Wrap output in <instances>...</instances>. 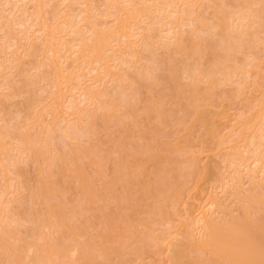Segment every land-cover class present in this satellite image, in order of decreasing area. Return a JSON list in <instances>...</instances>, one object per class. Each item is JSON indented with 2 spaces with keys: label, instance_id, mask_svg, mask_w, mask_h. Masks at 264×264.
I'll list each match as a JSON object with an SVG mask.
<instances>
[{
  "label": "rangeland",
  "instance_id": "obj_1",
  "mask_svg": "<svg viewBox=\"0 0 264 264\" xmlns=\"http://www.w3.org/2000/svg\"><path fill=\"white\" fill-rule=\"evenodd\" d=\"M117 1H118V3H117ZM124 1L127 2V0H98V1L97 0H0V144H1L0 145V163H1L0 164L1 165L0 166V169H1L0 170V213H1L0 214V220L5 222V223L7 222V219H5V218H7L5 216V213H6L7 210L14 212L15 215L17 214V217L19 215L23 216V217H19L23 221L24 220H29V218L31 216H32L31 217L32 219L30 218L31 220H33V218L37 219L36 216L39 215V213H37V212H39L40 210L41 211L44 210L45 207H47L49 205V203L52 206L55 205V203L57 201L61 202L60 206L62 205V203H64V208L66 206L68 207V208L66 207V209H65V210H67V213L65 212L67 214V216H65V217H69L70 216V219H71V220H68L69 222L71 221L70 223L67 222V220H66L67 224H65V225L66 226L68 225V227L71 229V231L73 229L72 227L75 228V229H73V231H74V230H76V228L78 226L80 228L82 226L81 229L85 230L84 231L85 233H83V230H82V234H81V229L78 228L77 231L79 230L80 234H78L76 232L77 234L74 233L75 237L73 235L72 238L75 239V241L78 242V244L82 243V245H84V244L86 245L87 244L88 246L86 245L85 247H82V245L81 246L78 245L75 241H74V244L72 243L73 245L70 244L71 241H70V239H68L69 235H70V231L66 230L67 228L66 229H62L61 228L63 230V232H61L62 230L59 231L60 230L59 229L58 231H59L60 234H56L57 231L56 232L54 231V233H53L54 237L57 240H60V241L62 240V241L61 242L57 241L55 238H53V236L52 237L50 236V238H51L50 241L52 240V238L55 239L53 241H56V244L58 242L63 244L62 243L63 240H64V242L66 241L67 245L66 244H64V245H66V250L69 251V252H67L69 254L65 253L66 257H63V258L61 257L62 258L61 260L66 258L64 261H60V257H58L59 258L58 260L56 259V261H60L61 263L69 264L68 260L72 261V259H74V257H76V256H74L72 258L71 255L72 254L75 255L77 252L73 248L75 253H72L73 250L71 252L70 249H72V248H69V246L72 245L73 247H75V244H77L78 249L80 248V250H81L80 253L82 252L83 249L84 250H83L82 253H85L86 252L85 248L89 249L90 246H91L92 248H90V250L86 249L87 251H91V252H88L89 256H87L86 259L89 260L90 256L94 257L96 255V254L95 255H91L92 252L97 253V255L94 258L92 257V259H91V260L94 259L93 262H97V264H99V262H98L99 259L102 260L103 257H104L103 261H105V260H107V261H106V263L101 261L100 264H108V262H109V264H110V262H111V264H169V263L171 264L172 262H169V261L173 260L172 259L173 253H171L172 250L174 249V247H176L178 245V242H179V245L181 246L182 240H184L185 237H186V240H184L185 242H183V243L186 246L183 244V246H185V247L182 246V249L185 250L186 254H187V252H189L188 250L192 249V248H190L191 245L188 246L189 243H190L188 241H190V240H187V239H189L190 238L189 236H192V235H194L195 237L197 235L198 236L200 235V233H201L200 229L202 231L203 227H201L202 224L198 225V223H201L200 220L202 219V217L205 218L206 216L209 217L210 220L214 219L215 223L217 221L219 223L217 225H220V222H221V223H225L229 227H230V225L227 224V223L235 222V220L237 219L238 216H239L238 217L239 219H242L241 222H244V219L248 220L246 218V216L249 217V220H251L252 223L255 221V218H258V220L256 219L257 221L260 220L257 223L258 226L261 227L263 225L262 227L264 228V223L262 224V222H264V217H263V215H264V213H263V211H264V209H263L264 208V201H263V204L260 203V201H258L259 204L255 201V203H253L255 205H253V204L250 205V203H251L250 202L249 203L250 207L249 206L248 207L247 206L244 207V204L249 202L248 201V197L253 196V195H254V197L255 196L259 197L260 195L264 194V191H263L264 190V186H263L264 185V165H262L261 163H258L255 160L256 157L252 158V156H255V155L251 156V154L254 153L253 152L254 151V148H253L254 145H252V143H251V145H252L251 146L250 144L249 145H245L247 143L241 142L242 145H240V147H241V148L239 147L240 149L236 146L238 148V149L236 148L237 149L236 150L237 151L236 154H238L239 156L238 155L237 156L234 155L233 154V149L231 148L232 145H233L232 144L233 143L232 139H233V137L235 135L234 133L237 132L239 127H241L242 121L248 120L249 117L251 119V117H253L255 115V113H257V112H255V110L259 111L260 105H258V103L261 104V102L263 101L262 99L264 98V95L261 93V92H264V91H262L263 88H264V83H263V81H264L263 80L264 79L263 78L264 77L263 76L264 75V64H263L264 63V61H263L264 60V40H262V39H264L263 38L264 37V33H263L264 30H263V32L261 31L262 28L264 29V24H263L264 23V19H261V20H263V23H262V21L260 19H257V20L255 19L256 23H260V25L262 27L260 28L259 25H256L254 27L256 30L259 29V28L261 29V30L259 29L258 32H256V33H260V31H261V34L263 33L262 34L263 37H262V35L255 34V32L252 31L254 33H252V34L249 33L250 34V35L248 34L249 37L251 35H253V36L255 35L254 37H256V35H257V38L253 39V37H252L251 41H250V39H247V41L245 40V42H243V43H245V46H247V50L248 49L249 50L247 51L246 48L244 47L243 49L241 48L239 50L240 52L242 51L241 54H240L239 51H237L235 53V55L236 54H240L239 56L237 55V57H239V58L235 59L236 56H234V59L231 62V69H227L226 70V72L229 71V70L230 71L232 70L231 72L229 71L230 73H233L232 75L230 74V78H229L230 80L225 78V77H227L226 75L225 76L224 75L221 76V74H219L220 76H218V75L217 76L221 77V78H219V79L218 78L217 79L213 78L212 79L213 83H212V82H207V80L205 78H203V76L199 77V75H198L196 77L197 78L196 79V82H197L196 84H197V87L199 86L198 87L199 89H195V88H197L195 86V84L194 85L191 84L193 87H190L189 86L190 84L189 85L187 84L189 86L188 90L190 91L191 94H193V95H189V96H192L191 98H193V97L197 98L196 95H198V97L201 96L199 93H201L203 95V93H205L204 90L207 88V90H208V91L206 90L207 94L206 95L204 94L203 97L204 96H208L207 97L208 100H205L204 99L205 97L204 98L203 97H199V99L197 98L199 100V102L197 101L196 104L199 103L198 104L199 105L198 108L201 105L200 109H202V107H204V105L202 104V101H203V103H204V101L206 102V106H205L206 110H205V107H204V110H203L205 115H206V112L208 111V109H210L209 107L214 109V110L213 109L209 110L210 113L207 112L208 116H204L205 118L207 117V119H208V120L206 119V123L207 124H205V121L202 119V117H201L202 120L198 117L199 120H197V121H199V123L198 122L196 123L195 121H193V119L197 117V114L195 113V109L193 108V104L189 105V107L192 106V109L194 110V112L191 109V107H190V110H192L191 112H193V114L195 113L194 115L191 114L190 111L187 110V108L189 109V107L183 106V104H185V102L183 103L184 99L185 98H189L188 95H185V93L188 90L186 92L183 91V92H185L183 94V96L184 95L185 96L184 97L182 96V101L180 100L181 98H179L180 97L179 95H178V100L176 99L175 96H177V93L175 91L176 94H174V91H173L175 87H177V88H175V90L177 89L178 93H181L182 92L181 90H183V89L185 90V87H184L185 85L183 84V82L185 80H183L182 77H181L182 76V74H181L182 72H173L174 76H175V73H177V74L180 73V76L178 74L177 76H175V78L173 77L172 80H174V79L175 80L172 83V81L170 80V75L172 76V74H170V73H172V70H170V69H173V68H175V69L176 68H178V69L185 68V66L182 67L181 65H183L184 62L186 63V61H187V65L184 63L186 65V67L188 66V62L190 63L189 67H194L197 64L199 66V64H201V63L205 64L204 61L206 60V58H207V60H209V56H206V55H209L210 53L211 54L212 53L213 54H215V53L217 54V52L214 53V51H216V50H218L220 52V50L218 49V47H219L218 44L220 43V41H221L220 39L222 37L220 36L221 34L215 33V32H217L216 29H218V28L213 29V31L210 29L211 32H212L211 33L210 30H208L209 28H207V27L205 28V30H204V28L201 29L200 28L201 26L198 28V26H199L197 24L198 21L196 22V20H194V19L197 18V20H198V18L200 16H202L199 19H201V18H202V20H206L207 19V23H209V25H210V24H212L215 21V20L212 21V19H215L214 18V15H215L214 12L216 11L215 13H217L219 11V9H220L219 7H222V5H223V7L224 6H229L230 7V5H234V4L238 5V3H241V1L237 0V3H236V1L232 0V2H234V3H232L231 0H223L221 2L222 3L221 4L219 2V0H218V2H214L215 0H198L197 2L200 1V3H197L196 0L195 1L193 0L192 5H191V9L193 10V12H191L192 14L189 13V16H188V17H191V18L193 16V18H192L193 20L191 18H189V20L190 19L191 20L188 22V20H186L184 18L186 20L185 23H187V24L183 23L184 25L182 23L180 25L175 23L176 26L174 24L173 25H169L167 23H164V21H163V23L161 22L159 24V22H158V23L155 24L154 22H157V21H155V19L152 17V13L150 14V17H148L149 15L147 14V17H148L149 21H150V18L152 17L151 19L154 21L153 22L154 23L153 26L157 27L156 35L154 34L155 30H153V28H150L147 18L142 16L141 19H140V17H139L140 20L138 19L137 22H138V25L140 27H138V25L133 27L134 33L137 30H138L137 32L141 31V33L142 32L143 33H148L147 29H151L152 30V31L150 30L151 32L154 31L153 34H152L148 30L149 33L152 34V36L149 37V40L151 41V39H152V43H153V45H151L150 48H152L154 50L156 49V50L154 51V50L150 49L151 52L153 51V53H149L150 50L148 49V53L151 54V56L154 59L156 58V56H158L160 61L158 59H157V61L159 63H157L155 60H152L151 58L148 59L149 58V56H148L149 54L148 53L145 54L147 52V51H145V50H147V48L143 49V45L140 43L141 41L139 40L140 36H137L139 38V39H137V41L140 43L139 45L142 47V50H140L141 47H139L140 49L137 47L139 45H137L136 47H137V49H139V51H141L140 52L141 54L138 52V50H136L137 51L136 55H134L132 57H131L130 54L128 55L126 53H123L124 55H122V54L120 55L121 58L122 59L124 58L123 60H128V61L123 63V61L120 58V56H117L120 53H122V52H120V50H118V48H119L118 46H120V48H121V45H122L121 43L122 42H120L121 40L120 41L114 40V41H116V43L113 41L112 44H111V48H113L112 49L113 51H109V53L107 52L109 55L107 54L106 57L103 56V58L102 57L99 58L97 60V62H99V64L95 60L94 62L90 63L89 65L88 64L87 65L83 64L84 66H86L85 68L83 66L82 68L78 69V67L79 66L81 67V65L79 64V61H78L79 66H77L78 65L76 63L77 60H74V58L76 59V56L78 55L77 49H78V47H80L79 44H78L80 42L78 40H80L81 38H84V37L86 38V36L87 37L88 36L91 37L92 34H93L91 32L92 30H90L92 28V26L95 25L94 26L95 28H97V29L102 28L103 29V27H107V26L109 27V25H112L113 22H114V19L116 18V16L118 14L120 15V17H123V15L127 11L125 9L126 8L125 6L127 4ZM212 1L214 2L215 6L217 5L219 7H214L213 4H211V3H213ZM225 1H226L227 5L225 4ZM109 2H110V4H109ZM178 2L179 1L175 2L174 5L172 4L173 6L170 5L169 6V10L170 9H176L178 11V13H179L180 8L182 9V7H183V5L185 3L183 1H180L179 3ZM227 2H229L231 4H228ZM148 3L150 4L151 1L148 2ZM193 3H194V5H193ZM114 5H115V7H114ZM203 5H205V6H203ZM185 6L186 5H184V7ZM193 6H195V8ZM211 6H213L214 8L213 7L211 8ZM127 7H128V5H127ZM171 7H173V8H171ZM167 8H168V6H167ZM231 8H233V6H231ZM52 9L55 10V11H53L51 13ZM98 9H99V11H98ZM209 10H210V12H209ZM80 11H82V12H80ZM47 12H49L48 15H47ZM204 12H205L206 16L204 15ZM114 13H116V14H114ZM196 13H197V15H196ZM171 14H172L171 16H174V15L177 14V12L171 13ZM199 14H201V15L199 16ZM165 15L166 14H164L163 16H165ZM182 15L184 16V13H182ZM35 16L37 18H35ZM160 16H161V14H160ZM185 16H186V14H185ZM195 16H196V18H195ZM50 17H52V18H50ZM117 17H119V16H117ZM203 17H205V18H203ZM49 18H50V21H49ZM209 19H210L211 22H208ZM55 20L58 21L59 24H58V22L56 23ZM164 20L166 22V19H164ZM191 21H193V22L191 23ZM194 21H195V23H194ZM43 22H44V24H43ZM151 22L152 21H150V24H152ZM60 23L63 24V25H61ZM146 24H147V27H146ZM188 24H190V25H188ZM194 24H196V25H194ZM167 25H168V27L169 26H173L174 27V28L172 27L173 30H171V31L169 30L170 31L169 32L167 30V28H168ZM161 26L163 27V31H159V29L162 28ZM195 26H197V27H195ZM46 27H47V30H44V29H46ZM194 27H195V29H194ZM10 28H11V30H9ZM5 29H7V30H5ZM60 29H61V31H60ZM87 29H89V30H87ZM255 29L252 28L251 30H255ZM80 30L82 31V33H81ZM185 30H186V32H185ZM190 30H192L193 32L191 31L192 33H190ZM214 30H216V31L214 32ZM172 31H173V33H172ZM176 31H177V33H176ZM47 32H49V33H47ZM207 32L212 34V35L210 36ZM249 32H250V30H249ZM184 33L185 34L187 33L186 34L187 36H185ZM206 33L209 36H207ZM189 34L190 35L192 34L195 37L192 38V35L189 36ZM216 34L218 36H215V38H213L214 35H216ZM82 35H84V36H82ZM80 36H81V38H80ZM153 36H154V38H153ZM183 36L187 37V39L192 38V40L194 39L193 41L198 42L199 44L201 43V45H199L201 47L199 52L200 51L202 52V56L201 57H200L201 53H199L198 51H197V53L195 52V54H196L195 56L193 55V53H191V51L189 49V46L187 45V43H189V42H187L186 41L187 39L185 40V38ZM204 36L206 38L209 37L208 38L209 40L208 41H207V39L205 40ZM258 36H261V37H258ZM173 37L176 38V39H174ZM216 37L217 38L219 37V40L216 39ZM121 39H122V37H121ZM132 39L133 38L131 37V40ZM135 39H133V40H135ZM203 39L206 41V43L204 42L205 45L203 44ZM256 39L258 41L257 43H256ZM123 40H124V37H123L122 41ZM184 41L187 42L186 46H185ZM210 41H213L214 43L212 44ZM118 42L120 44L118 46H116L115 44H117ZM177 42H178V44L180 46L179 49H178L179 46H177L178 45ZM209 42L211 43L210 44L211 46L209 45ZM247 42L250 43V45L252 44L253 47H256V45L260 46V49H259V47H257L258 49L257 48H253L249 44L246 45ZM253 42L255 44H253ZM261 42H262V44L258 45V43H261ZM180 43H181V45H180ZM202 44L205 46V48H204V46ZM214 44L218 45L217 48H215L216 50L214 49V47H216ZM32 45L36 46L37 48L33 47ZM213 45H214V47H213ZM31 46L35 49V51H32L33 48ZM243 46L244 45H242V47ZM38 47L40 49H38ZM158 48H159V50H157ZM185 48H187L188 50H185ZM36 49H38L37 53H36ZM255 49H257V50H255ZM133 50H134V48H133ZM57 51H59V52H57ZM142 51H144L145 53L144 52L142 53ZM203 51H204V54H203ZM31 52H34V54L31 53ZM155 52H156V56L154 57ZM175 52H177V54ZM54 53H56V54H54ZM116 53H117V55H116ZM190 53L192 55H190ZM11 54H12V56H11ZM142 54L147 55V56L144 55L147 58V60H145L146 58H143ZM197 54H199L200 58H198ZM137 55H138V57H137ZM141 55H142V57H141ZM212 55H210V56H212ZM192 56H193V58H195V60L192 58ZM139 57L142 60H139L140 59ZM249 57L252 60V62L249 59ZM10 58H11V60H10ZM50 58H51V63H50ZM137 58H139V59L137 60ZM54 59H56V60H54ZM72 59L75 62H73ZM100 59H102V60H100ZM171 59H172V61H171ZM52 60L54 62L55 61L56 62L54 63ZM196 60L199 61V63L195 64ZM14 61H15V63H14ZM129 61H130V64H129ZM153 61H155V62H153ZM200 61H201V63H200ZM236 61H239V64ZM107 62H109V64L111 65V68H110V65ZM191 62H193V63H191ZM206 62L208 63V61H206ZM246 62L248 64L250 63V65H248ZM43 63H45V64L43 65ZM49 63L51 65H47ZM72 63L73 64L74 63L77 64V65H75L77 67H75ZM103 63H105V64L103 65ZM112 63H113V66H112ZM117 63H120V64H117ZM156 63H157V65L160 66V68H159V66L156 65ZM174 63H175V66H177V67L173 66ZM178 63H180V64L177 65ZM100 65H101V67H99ZM102 65L105 66V67L107 66L110 69L108 68V70H107ZM129 65H131V66L129 67ZM94 66H96V68ZM114 66L117 67L116 68L117 70L115 69ZM120 66H122V67H120ZM149 66L152 67V69ZM168 66L169 67L171 66V68H168ZM48 67H50V68H48ZM89 67H90V69H89ZM134 67H135L136 70H134ZM138 67H142L143 72H142L141 68H138ZM145 67H146V69H145ZM91 68H95V69L91 70ZM158 68L160 69L161 72L159 71ZM259 68H260V70H258ZM62 69L64 71H61ZM99 69H100V73L98 72ZM166 69H169V73L168 74H166V71H165ZM43 70H44L45 74L42 72ZM76 70H79V71L82 70L83 71V72L81 71L82 73H80V75H81V76H79L80 78L79 77H77V78L76 77L75 78L72 77V79L70 80L69 78H71V77H70L69 74H71L72 72H74ZM95 70H96V72L98 74L95 72ZM106 70L108 72L104 73V71H106ZM109 70H111V71H109ZM113 70L114 71L116 70V72H114V74H112ZM163 70L165 71L164 73H163ZM79 71L77 73H79ZM126 71H128V72H126ZM130 71H131V73L133 72L132 74L135 73L134 75H136V73L137 74L139 73V72H136V71H140V74H139L140 77H141L142 73H143V75L145 73V75L144 76L142 75L143 77L141 78V81L139 82L138 80H140V77L138 75H136V76L139 77V78L137 77V79H136L135 78L136 76L131 75ZM259 71H261L260 73H262V74H260ZM64 72H65V75H64ZM84 72H86V73H84ZM146 72H147V74H146ZM257 72H258V74H257ZM124 73L125 74L128 73L127 77L134 76L131 79L134 80L135 82L131 81L130 77L128 79H126V75ZM102 74H104V76ZM148 74L151 75V77ZM163 74H165V75H163ZM227 74H228V72H227ZM245 74H247L246 75L247 77L243 78V76H245ZM44 75H46V76H44ZM62 75H63L64 79H65V76L68 75V79L70 80V81H68L69 83H63V85H62V83L60 82L61 80L59 78V77L62 78ZM97 75H99V76H97ZM109 75L111 76V78H110ZM157 75H158V77L159 76L160 77L159 78L156 77ZM8 76L9 77L12 76V77L9 78ZM116 76H117V78H116ZM165 76L168 77L170 83H167L166 79L161 80L163 77L166 78ZM178 76H179V78H178ZM184 76L185 75H183V78L187 79L186 83H188L189 79L184 77ZM238 76H239L240 79L238 78V80H237ZM22 77H23V79H22ZM45 77H48V78H46V80H45ZM84 77H86V78H84ZM95 77L96 78L98 77L97 79L100 78L101 81H100V79L97 80ZM101 77L102 78L104 77L105 79L104 78L102 79ZM114 77H115V79H114ZM233 77H234V79L232 80ZM255 77L257 78V80H256ZM259 77L260 78L262 77L261 80H259L260 79ZM34 78H35V80L33 81ZM42 78H43V80H42ZM52 78H53V80H52ZM89 78H92V79L90 80ZM122 78L125 79V80H123ZM178 79H180L181 81L183 80V82L179 83L180 80L177 81ZM62 80H63V78H62ZM113 80H114V82H113ZM128 80L131 81V83L128 82ZM253 80L254 81L256 80L255 82H257V81L258 82L255 84V82ZM47 81H48V83H47ZM215 81H217V82H215ZM15 82H16V84H15ZM102 82H104V85L102 84ZM218 82H220V84ZM94 83H95V86H94ZM132 83H134V84H132ZM171 83H172V87H171ZM217 83H218L219 86H217ZM113 84L115 85L114 87L111 86ZM166 84L167 85L170 84V85H168V87L169 88L171 87L170 89L172 91L168 90L169 88L167 89V85ZM173 84H174V88H173ZM175 84L177 86H175ZM212 84H214V85H212ZM253 84L256 85V86L255 85L254 86L257 89L259 88L258 91H257V89H255V87H253ZM97 85H99V86H97ZM127 85H132L133 88L130 87V86L128 87ZM109 86H111L112 88L109 87ZM181 86H183L184 88H182ZM100 87H102L101 88L102 90L100 89ZM179 87H181V89H178ZM118 88H119V90H118ZM202 88L203 89L205 88V89L203 90ZM87 89L88 90H90V89H96L97 90L98 89L99 91H101L100 92L101 95L100 96L98 95V97H99L98 99L100 101L103 100L105 102V105L102 106L104 109L102 107H100V109H98V105H96V104H99V103H89L90 105L87 104V106L91 107V108L89 107L90 109H92V107L96 108V109L92 110V112L98 109L97 113L98 112L99 113L95 114L96 117H94L95 121L97 120L96 121V124H97L96 126H98V127L94 128V126H92V125H95V124H87V127H86L87 129L84 128V130L86 129V130L91 131L90 129H92L94 131H91L88 134L87 133L88 131L85 130V132L83 131L82 134H80V132H79L78 134H76V136L71 137L72 135H67V133L65 134V132H67L68 129L70 128V126H71L70 123L71 122H72V125H74L75 121L77 120L76 121L77 125H80L83 122H84L83 124L85 125L86 124L85 122L87 120H89V119L85 118V116H86L85 113L88 114V111H86V112L84 111L83 113L80 112L82 114V116H80V115L76 116V114H77L76 110H78V109L81 110L82 107L84 108L83 103H85V102H82L81 96H82L84 90L88 91ZM193 89L195 91H197V92L195 93V91ZM179 90L181 92H179ZM21 91H22V93H21ZM120 91H121V93H120ZM124 91H125L126 94L124 93ZM169 91H170V93H169ZM210 91H211V93H210ZM215 91H216V93L214 94ZM105 92H107V93L110 92L111 96L108 95L109 93L105 94ZM116 92L117 93L119 92L121 95H122V92H123L122 96L123 97L125 96V98H122V96H120L119 94H118L119 96L117 97V95H115V94H117ZM130 92H132V94H133V95L130 94V96L132 95L131 97L128 96ZM171 92H173V94H174L173 97H175V98L172 97L173 94ZM192 92H194V93H192ZM102 93H104V95ZM169 94L171 95V97L173 99L169 96ZM59 95H60V97H59ZM101 96H103V97H101ZM82 98H83V96H82ZM128 98H130V99L132 98V99L130 100ZM133 99H134V101H133ZM197 99L194 98L193 100L195 101ZM52 100H53V102H52ZM114 100H115V102L117 104L113 103ZM174 100L176 101V103L177 102H179V103L175 104ZM186 100H188V99H185V101ZM189 100H190V98H189ZM193 100L191 99L189 102L193 103L194 102ZM108 101L109 102L111 101L113 103V105L111 104V102L109 104ZM125 101L127 103L130 102L129 103L130 109H131V107L134 108V106L136 104L135 109L132 111V112L135 111V113L134 114L132 113V116L130 115V111L128 109H126L129 106L126 105ZM147 101H148V103L151 102V103H149L150 104V108L148 107L149 104L147 105ZM191 101H193V102H191ZM106 102L108 103V105L106 104ZM181 102H182V104L179 105ZM122 103H124L123 105H126V108L125 107H120V105L122 106ZM188 103H186V104H188ZM78 104H80V105H78ZM131 104H133V105H131ZM157 104L160 105L159 106L160 109L156 108V107H158ZM75 105H78V106H75ZM115 105H118V107L115 106ZM54 106H56V107L53 108ZM71 106H73L74 108L71 107ZM180 106H183V108L185 107V110H187L188 113L190 115H192L193 118L188 113H186L187 111L184 112V109H183V112L186 113V115H184L185 116L184 117L183 116L184 113L182 114V110H180V109H182V107L179 108ZM207 106H209V107H207ZM49 107H51V109ZM105 109H106V112H105V114H103ZM113 109L114 110L117 109V110L114 111ZM58 110H59V113H57ZM99 110H101V112ZM102 110H103V112H102ZM156 110L157 111L159 110V113H161V112H163V113H161V115H159L158 113H156L157 112ZM107 111H108V113L110 115L112 114V112L116 113V114H115V116H114V114H112L111 116L108 114L109 117H113L114 116L113 117L114 119L112 118V120H109V122L106 120L109 117L105 116L106 117V119H105L106 123L104 122L105 123L104 126L101 127L100 124H102V123H100V122L105 118L104 115L107 114ZM211 112H213V114H211ZM78 113H79V111H78ZM83 114H85V116H83ZM99 114H103V116L101 115L102 117H100ZM128 114H129V116H128ZM158 115L160 116V118H159L160 120H158ZM187 115L189 117H187ZM86 117H88V116H86ZM186 117H187V119H186ZM246 117H248V118H246ZM83 118L86 119V121H81ZM99 118H101V119H99ZM191 118H192V120H191ZM198 118H196V119H198ZM209 118H211V119L209 120ZM92 119H93V116H92ZM180 119L181 120L185 119L186 121L185 120L181 121ZM78 120H80L81 123ZM99 120H101V121L98 122ZM95 121H94V123H95ZM188 121H190V123L195 122V124L193 123V127L190 128V129H187V127H186L187 125H185V124H189ZM201 121H204V123L201 122ZM90 122H93V121H90ZM98 123H99L100 127H99ZM203 124H205L204 127H203ZM38 125L40 127H38ZM82 125H80V126H82ZM184 125L186 127V130H184V128H185V127H183ZM8 126H9V128H8ZM66 126H68V127H66ZM205 126H206V128H205ZM212 126H213V128L210 129V127H212ZM36 127H38V128H36ZM189 127H191V124L189 125ZM12 128H14V131H16L15 133H17L18 135L15 136V134H12V133H14L13 131H11V130H13ZM16 128H18V129L16 130ZM88 128H90V129H88ZM202 128H204V129H202ZM33 129H35V130H33ZM36 129H38V131ZM51 129H52V131H51ZM201 129L203 131H201ZM27 131H29V132H27ZM208 131L209 132L211 131V132L209 133ZM160 132H162V133H160ZM202 132H203V134H202ZM21 133H25L26 135L29 134V138H30V136H31V138L34 137L35 140L37 139V141H38V142L36 141L37 143L41 142L40 144L44 145V143L47 142L49 144V147H50V150H48L49 152L46 151L43 154L45 156H42V154H41L42 157L41 156L38 157L39 159L37 158V160L34 159L35 163H37L36 165H38V166L34 165L35 163L32 164L31 163L32 161H30V160L28 162H30L31 164L27 163V159L28 158L26 157V153L23 152L24 154H22V151L16 150V144H14V143L19 144L18 142L20 140L18 141V139H21L22 135H24V134L20 135ZM46 134L49 135L48 136L49 138L47 137ZM204 134H207V135H204ZM73 135H75V134H73ZM161 135H163V136H161ZM230 135H232V136H230ZM162 137H163V139L166 138L165 142L163 140L161 141ZM1 139H2L3 143L1 141ZM92 139H93V141H92ZM167 139H169V140H167ZM180 139H181V141H180ZM229 139H231V140L228 141ZM5 140H7V141H5ZM8 141H10V142H8ZM160 141L164 142L167 145L169 143H171V144L168 145V146H166L164 144V146H163V144L160 143ZM77 142H78V144H77ZM230 142H231L232 145L230 144ZM263 144H264V139L262 141V145ZM62 145H65L64 148H62L63 147ZM145 145L147 146V148L152 149L153 152H149L151 150H148L145 147ZM58 146H60V147L62 146V147L59 148ZM76 146H78V148H80V149L77 150ZM82 146L85 149H87V154L88 155L90 154L89 156L91 158L88 157V160H91L92 158H95L93 160H96V161L93 162V160H92V163H94V164H91L89 161L87 162L86 161L87 158L82 157L83 151H81V149L85 150V149H83ZM94 146L97 147V148H95ZM104 146H105V148H104ZM123 146H124V148H123ZM141 146H144L143 150L140 149ZM1 147L3 148V150H1ZM73 147L75 149V150H73V151H75L74 152L75 155H76V153L77 154L80 153L79 151L82 152V154L80 153L81 155H79V156L77 155L78 157L81 156L82 159H80L81 157L79 159L78 158L76 159L77 156H75V155H74V157L72 156L73 159L74 158L76 159V161L73 164L75 165V163H78V165H81V167L84 166V174H85V177H87L86 178V183H87L86 185H88V187L90 186V184L92 185L91 187H89V188L87 187V188L88 189L93 188L91 190V191H93L92 194L95 197V198H93V200H89V198L87 196H85V195H87L86 193L84 195L82 188H86V186L82 187L81 185H79L80 184L79 182L77 183V180L79 181V179H77L78 177L77 178H75V177L78 176V175H76V174L74 175V172H70V174H69V171H68V174H67V171H64L63 173H64V175L66 173V175L62 176V171L58 168L60 166V165H58L59 164L58 162H60L61 165L62 164L63 165H67L66 167L69 170V168H70L69 166L72 164V162L71 163L69 162V159H71L69 157L66 160V154L72 152L71 148H73ZM180 147L183 149L182 152H179ZM243 147H244V150L246 152L245 151H241V150H243ZM249 147L251 148V150H248ZM7 148H9V149L7 150ZM69 149H71V151H69ZM89 149H90V151L92 150L93 152H90ZM123 149H124V151H123ZM175 149L176 150L178 149L177 152L180 153V154L175 153V154H177V157H178V158L176 157L178 159V161H179L178 163L172 161L173 157H172V160H171L172 162L169 161L170 160L169 158L167 160L166 156L164 157V159H161L162 158L161 156L162 155L164 156L165 154L169 157V155H171V153L173 151H175ZM159 150H160V152H159ZM67 151H68V153H67ZM60 152L61 153L62 152L66 153V154L64 153L65 156L62 157V159L64 158L65 161H63L62 159H61L62 162L60 160H57V159H59L58 156H59ZM155 152H159L160 155L163 152L161 156L158 154V163L156 161L157 158L152 157L153 159L155 158L154 160L152 158H149V157H151V155L153 156L154 155L153 153H155ZM46 153H47L48 157L46 156ZM55 153H57V154H55ZM92 153H93V155H92ZM134 154L136 155V157H135ZM175 154L172 153L173 156H175ZM49 155H51V156H49ZM60 155L62 156V154H60ZM71 155H73V153L72 154L70 153V157H71ZM132 155H134V157ZM240 155H241V158H239ZM54 156H56V157H54ZM97 156H99V157H97ZM155 156H156V154H155ZM52 157L54 159L56 158V160L52 161V160H54V159H52ZM11 158L13 160H11ZM44 158H46V159L50 158L49 159L50 162L48 160H47L48 162L47 161L45 162L46 159H44ZM83 158H85V160H83ZM145 158L146 159L148 158L147 162L143 163L142 161L146 160ZM170 158H171V156H170ZM234 158H236V160ZM43 159H44V161H43ZM117 159L118 160L121 159V163L119 162L120 165L118 164L120 167L116 166L117 164H115ZM149 159H151L152 161L150 160V162H148ZM243 159H244V161L247 159L245 161L246 163L244 161H242ZM77 160H80V162L77 161ZM82 160L85 163V165H83L84 163L82 162ZM160 160H161V162H160ZM162 160L163 161L165 160V162H162ZM19 161H21V162H19ZM67 161L70 164L67 163ZM70 161H73V160H70ZM193 161H194L195 164L192 163ZM141 162L143 163L141 165L143 167L140 166ZM153 162H154V164H153ZM159 162L161 163V165H160ZM47 163H51V164H47ZM52 163H54V165H52ZM155 163H157L158 165H156ZM191 163L193 164V166L190 165ZM14 164H15V166L17 164L16 168H15ZM97 164H99V165L97 166ZM6 165H8V166H6ZM50 165H52V167ZM55 165H56V167H55ZM76 165H75V167H76ZM181 165H182V167H180ZM41 166L42 167L46 166L45 168H47V166H48V173L44 172V170L46 171V169L43 168L44 169L43 172L47 173V175L51 176V174H49V172H50L49 170L52 171L51 173L57 175V176L56 175L54 176L52 174L51 177L47 178V179H51L52 181L54 180L55 183L54 182H50V185L54 183L53 186H54L55 190H57V191H55V193H53L54 191L52 189L50 191L51 194H48V192L47 193L41 192L44 195L45 194L47 195V197H46V195L44 196L43 194H41V197L43 195L42 201H41V203L43 202L42 204L41 203H37V201L40 202L39 201V197H40L39 194L40 193L39 194L38 193H34L35 191L32 190V189L36 190L40 186L39 184H38L37 188L35 186V185H37L36 182L38 181L37 178L39 177L38 175H36L37 176L36 177L35 174L36 173L38 174L39 171H41V169H42ZM166 166H167V168H166ZM1 167H3V168H1ZM34 167L35 168L37 167V169H36L37 171H38V167H40L39 168L40 170L38 172H35L36 170H34L35 169ZM66 167H64L62 169L63 170L64 169L67 170ZM75 167L71 166V169H73V171H75ZM127 167H130V171L129 172H131V170H132L131 176L129 174L127 175L126 173H124L122 177L120 175L121 178H117L118 174L123 173V171L125 172L128 169ZM17 168H19L21 170V173H20V170L17 169ZM192 168L193 169L195 168V170L192 171ZM55 169H56L57 173H55ZM120 169L122 170V172L120 171ZM175 170H177V171H175ZM1 171H3V172H1ZM116 171H119V173L117 172L118 174L114 176L113 173L116 172ZM151 171H153V172H151ZM166 171H167V173L170 172L169 173L170 174L169 177L167 176L168 174L166 173ZM179 171H180V173L182 172L181 175L179 173H178L179 175H177V172H179ZM17 172L19 173V176L22 175V176H20L21 178L18 176ZM58 172L60 174V177H59ZM187 172H189V174L190 173L192 174V175L191 174L189 175V178H188V174H186ZM234 172H235V174H234ZM75 173H76V171H75ZM174 173H176V174H174ZM6 174H8V175L6 176ZM185 174L187 176H185ZM24 175L26 177H24ZM124 175H125L126 179L124 178ZM140 175H142V176H140ZM34 176L36 177V180H37L36 182L33 181V180H35ZM113 176L115 178H117V181L115 179L116 182L113 183V184L111 183V185H112L111 186L109 182H114V181H112L113 178H114ZM164 176H166V177L164 178ZM174 176H176V178L179 177L177 182H175L176 179L174 180V178H175ZM191 176H193V178ZM22 177L27 179V180H29V179L30 180L29 181L25 180L27 182L25 184L24 183H19L22 180ZM158 177H159V179L157 180ZM250 177H251V179H249ZM58 178H59V180H58ZM129 178H131V179H129ZM146 178H147V180H146ZM171 178H173V180ZM118 179H120L119 180L120 182L118 181ZM163 179H168V180H165V182H164ZM130 180H132V181H130ZM153 180L157 181V182L155 181L154 183H155V185H158L159 188L162 189V191L158 190L157 189L158 187L156 186L157 187L156 188L155 185L152 184ZM125 181L126 182H128V181L130 182L131 186H129V184H128L129 182L127 183L129 187H132L131 188L132 190L131 189L129 190L130 192L127 190L129 187L125 188L126 187V186H124L125 184L123 185V183H125ZM144 181H145V183H144L145 186L144 187L147 188V186H148V188H150V189H148V188L146 189L145 188L146 191H144L143 185H142ZM167 181H168V186H166L167 185ZM169 181H171V182L173 181L172 183H174V184L171 185L172 183H170ZM13 182L14 183L16 182L15 183L16 185L15 184L13 185ZM131 182H133V184H131ZM147 182H149V183H147ZM178 182H180V183H178ZM256 182H258V183L260 182V184H257ZM38 183H39V181H38ZM158 183L159 184L162 183L164 185V187H163V185L160 186ZM146 184H148V185L146 186ZM176 184H177V186L182 184L183 188L181 186H178V188L179 189L182 188V190H179V192H177L178 191V189H177V191H176L177 195L175 194L176 196H174L173 194L175 193V191H174L175 189L174 188H175ZM21 185H25V186H22V188H21L20 187ZM30 185H31V187H30ZM170 185L174 186V187L171 188ZM15 186H17L16 189H15ZM27 186H28V188H27ZM34 186H35V188H34ZM53 186L51 185L52 188H53ZM78 186H80V188ZM107 186L110 187V188H108ZM152 186L155 187V189ZM57 188H59V189H57ZM65 188L67 189V191H66ZM151 188L154 189L155 191L152 190ZM167 188H169V189H167ZM170 188H171V190H170ZM27 189H28L27 192H30V189H31L32 192L26 193ZM62 189H65V190H62ZM172 189H173L174 192L172 191ZM232 189H234V190H232ZM261 189H262V191L259 192ZM17 190H18V192H17ZM126 190H127V193L129 192L128 193L129 195H126ZM168 190H170V191H168ZM136 191L138 192V194L136 193ZM158 191L162 192V195H165L164 193H166V192H171L172 191L171 195H172L173 198L170 197L171 195H169V193H166V194H168V196H167L168 199L173 200V201H170V202L168 201L167 202V200H168V199L166 200L167 197L165 199H162L163 197L161 198V194H159L160 197L157 196L158 194L157 195H152L154 192L158 193ZM238 191L239 192L241 191V192L239 193ZM149 192H153V193L149 194ZM31 193H33L34 196ZM143 193H144V195H143ZM255 193L256 194L259 193V194L256 195ZM131 194H133V195L131 196ZM36 195H38L39 197L37 196L38 198H36ZM48 195H49V197H48ZM147 195L148 196L150 195V196L148 197ZM245 195L246 196L248 195V196L246 197ZM18 196H20V198ZM124 196H125V199L122 200L123 199L122 197H124ZM137 196H138V198L141 199V202L143 201L142 203L139 202V199L137 198ZM151 196H155V197H151ZM29 197H31L32 199L36 198V200H34V201H36V203L34 202V204H33V201ZM44 197L46 198L45 201H47L48 204H46L43 201ZM131 197H132V199H129ZM134 197H135V199H134ZM84 198H86V199H84ZM157 198H158V201L162 202V200H163V202H164V200H165L166 203L162 204L163 203L162 202L161 203L162 205H161L158 201H156ZM251 198L249 200L253 202L254 200H251ZM126 199L129 200V201H127ZM136 199H137L138 202L136 201ZM160 199H162V200H160ZM78 200H79V203H77ZM134 201H135V203H134ZM153 202H155V204ZM31 203L33 205H31ZM44 203L46 204V206L44 205ZM146 204H148V206H146ZM256 204H258V205H256ZM260 204H262V206ZM158 205L163 206V209L159 208ZM18 206H20V207H18ZM56 206H57V203H56V205L54 207H56ZM41 207L44 208V209H41ZM259 207L261 209H263V211H261ZM243 208H245V209L248 208L246 211H244L245 209L243 210L244 215L242 214V210H241ZM22 209L24 210V212H23ZM27 209H28V212L30 211V213L27 212ZM253 209L260 210V211H256L255 212ZM250 210H251V213L253 212L251 214V216L249 214ZM15 211H17V212L20 211L21 213L20 212L16 213ZM12 212H10V213H12ZM25 212H27V213H25ZM31 213H33V215ZM203 213L205 215H203ZM261 213H263V214H261ZM27 214H31V215L27 216ZM240 214H241V216H240ZM200 215L202 217H199ZM254 215L255 216L259 215V216L255 217ZM3 217H4V219H3ZM25 217H29V218L25 219ZM233 217H234V219H233ZM251 217H253L254 221H252L253 219ZM259 217H260V219H259ZM261 217H263V219ZM197 218H200V220L197 219ZM217 218H218V220H217ZM65 219H67V218H65ZM22 220L20 221V223L17 224L18 225V229L16 228L17 226H14V225H12V227L10 229L15 227L14 229H17L18 231H20V233H18V231L16 230L17 233H18L17 235L20 234L21 236H24L22 238L24 240L26 239L25 242L26 241H28V242L32 241V243L34 242V244H35L36 241H33L35 239L31 238L28 234H25V232H24L25 229H26V232H28L27 231L28 228L26 226H29V225L31 226V224H33V223L29 220L28 222L25 221L26 224H24V222ZM194 220H195V222H194ZM1 221H0V223H1ZM87 221H89V224L87 223ZM110 222L112 223V225H110L111 224ZM236 222H237V220H236ZM68 223L71 224V225H69ZM252 223H249V222L246 221V224L248 226L250 225V228L249 227L246 228L247 226L245 227L246 231L248 232V230H251V228L253 227V228H255V230L252 229L253 233L256 232L257 234L254 233L256 235H253V233H251V235H253V237L254 236L258 237L259 236L258 232H260V231L262 232L264 229L258 231L259 228H257V231H256V227H254ZM259 223H260L261 226L259 225ZM19 224H21V225H19ZM73 224H75V225H73ZM78 224H80V225H78ZM140 224H141V226H140ZM144 224L146 226H144ZM226 225L223 224L224 227H227ZM243 225L244 224L242 223V228L245 229L244 228L245 225L244 226ZM10 226H8V227H10ZM112 226H114V227L112 228ZM220 226H222V225H220ZM235 226H239L241 228V224H239V225L237 224ZM19 227H20V229H19ZM142 227H145V228L147 227V228L143 229ZM233 227H234V224H233ZM111 228L115 229V230L117 229L116 231H118V234H119L120 238H121L120 234L121 233L123 234V237H122L123 239H119L120 241H122L120 244L118 243L119 240H117L118 238L116 237V233L117 232L113 233V231H115V230H112ZM232 229H234V228H232ZM147 230H151L152 233H149ZM68 231H69V235H67ZM73 231H72V233H73ZM146 231H147V233H144ZM64 232L66 233V235L64 234ZM250 232H252V231H250ZM110 233L114 234L115 236L112 235V238H111ZM262 233H260V234L262 235ZM61 234L63 235V237H60V236H62ZM102 234H104L105 236L104 235L100 236ZM154 234H155V236H161V238L160 237L158 238V243L157 244L152 243L153 241L150 240V237L154 236ZM20 235H19V237H21ZM58 235H59V237H58ZM71 235H70V237H71ZM141 235H142V238H145L146 241L143 242V240H142L141 241L142 243L140 244L139 242H140V240L142 238L140 239V237L138 238V236H141ZM247 235H248V233H247ZM134 237H135V239H134ZM253 237H252V239L250 237V240H254L255 238H253ZM263 237L264 236H261L260 238L262 239ZM60 238H62V239H60ZM96 238H98V240H100V241H98ZM113 238H114V240H113ZM178 238H180V239H178ZM148 239L150 240V242H149ZM261 239L259 241V244L261 242L262 243L264 242V241H261ZM126 240H127V242H126ZM161 240L162 241L164 240V242H162ZM258 240L255 239L254 241H256V242L254 243V241H253V243L255 245L258 244L257 243ZM39 241L40 240H38V242ZM147 241H148V243H147ZM137 242H138V244H137ZM15 243H16V241H15ZM149 243H150V245H149ZM186 243H188V245ZM122 244H124V245H122ZM136 244L138 246H136ZM172 244H174L175 246L172 245ZM57 245H59V244H57ZM140 245L142 246V248L145 251L142 250V252H141L140 249L139 250L137 249ZM158 245L160 246V248L155 249V247H158ZM106 246H110V248H112V250H116L115 252H113L114 254L112 252H110L107 255L105 253L107 250H103L105 252L102 251V253H101V250L104 249V247H106ZM170 246H171V251H170ZM256 247H257V245H256ZM107 249H108V247H107ZM134 249H135V251H134ZM146 249H148V250H146ZM257 249H259V251H260V249L264 250V249H262L260 247L259 248L257 247ZM192 250H191V252H192ZM108 251H110V249ZM136 251H139V253L136 252ZM201 252H203V251H201ZM70 253H71V255H70ZM193 253H195V251ZM197 253H198V251H197ZM205 253H204L205 256L203 255L201 257H206L207 256V252L205 251ZM98 254H99V256H98ZM100 254H102V255H100ZM104 254L107 256L108 259L106 258V256H104ZM189 254H192V253H189ZM208 254L211 256V253L209 251H208ZM209 255H208V259L210 260V263H211V260L213 262L215 260V258L213 257V259H211L213 255L211 256V258H209L210 257ZM187 256L191 257L188 254H187ZM198 256H200V255L199 254L198 255H193L192 254V257L189 258V259H190V261L193 260V262H195L194 257L198 258ZM30 257L31 256L29 255V256L26 257V259H23V260L26 262L27 259H29ZM68 258H71V260L68 259ZM95 258H97V259L95 260ZM169 258L172 259V260H170ZM206 258L205 259L203 258L204 262H205V260H206V262H208V260ZM81 259L83 260V261L82 260L81 261L84 264H86L85 263L86 261H84L85 258H81ZM184 259H186V257ZM66 260H67V262H66ZM186 260H188V258ZM186 260L184 261L185 263L188 262L187 264H191V263H189L190 261H186ZM200 260H202V258ZM29 261H30V259H29ZM220 261L221 260L218 259V260H215L214 262H215V264L216 263L217 264H223V263L224 264H230L231 263V261H229V263H228V261L226 262L225 260H224L225 262L223 261L222 263ZM37 262H36V264H37ZM78 262L76 261L75 263H78ZM87 262H89V261H87ZM90 262H92V261H90ZM90 262H89V264H91ZM93 262H92V264H96V263H93ZM30 263H31V261H30ZM32 263H34V260L32 261ZM185 263H183V264H185ZM38 264H40V263H38ZM194 264H197V263H194Z\"/></svg>",
  "mask_w": 264,
  "mask_h": 264
},
{
  "label": "bare ground",
  "instance_id": "obj_2",
  "mask_svg": "<svg viewBox=\"0 0 264 264\" xmlns=\"http://www.w3.org/2000/svg\"><path fill=\"white\" fill-rule=\"evenodd\" d=\"M98 1V0H97ZM151 1V3L149 4L148 2H150ZM177 1H183L185 4L184 5H186L185 7H184V5H183V7H182V9L180 8V11H179V13H178V11L176 10V9H170L169 10V6L171 5V6H173L174 4H175V2H177ZM195 1V0H194ZM198 0H196V2H197ZM223 0H219V2L221 3ZM233 1H236V3H237V0H233ZM239 1H241V3H238V5L237 4H234V5H230V7L229 6H224L223 7V5H222V7H219V6H215V4H214V2H218V0H215L213 3H211V4H213V6L214 7H219L220 9H219V11L217 12V13H215L214 11V18L215 19H212V21L213 20H215L212 24H210L209 25V23H207V19L206 20H202V18L201 19H199L200 17H202V16H200L201 14H199V18H198V20H197V18H196V16H195V18L196 19H194V20H196V22L198 21V28L200 27L201 29L202 28H204V30H205V28L207 27V28H209L208 30H212L213 31V29H216V28H218V29H216L217 30V32H215L216 30H214V32L215 33H219V34H221L220 36L222 37L220 40V43L218 44L219 45V47H218V49L220 50V52L218 51V50H216L215 48H217V44L215 45L216 47H214V45H213V47H214V49L216 50V51H214V53L215 52H217V54L215 53V54H209V55H206V56H209V60H207V58H206V60L204 61L205 62V64H202L201 63V61H200V63L201 64H199V66H198V64L197 63H199V61H197L196 60V63L195 64H197V65H195L194 67H189L190 66V63L188 62V66L186 67V65H187V61H186V65L183 63V65H181L182 67H184L185 66V68H181V69H178V68H173V69H170V70H172V73H170V74H172V76L170 75V80L172 81V83H173V81L175 80H172L173 79V77L175 78V76H177L178 74H179V76H180V73H175V76H174V73L173 72H182L181 74H182V79L183 80H185L184 82H183V80L181 81L180 79H178L177 81H179V83L180 82H183V84L185 85L184 87H185V90L183 89V90H179V92H181V93H178V91H177V89L175 90V88H177V87H175L174 88V84H173V88H174V94H176L177 93V96H175L176 97V99L178 100V95L180 96L179 98H181L180 100L182 101V96H183V94L188 90V88H189V86L190 87H193L191 84H195V86L197 87V82H196V77L199 75V77L200 76H203V78H205L206 80H207V82H212V79L213 78H221V77H218V76H220L219 74H221V76L222 75H226L227 77H225V78H227L228 80H230L229 78H230V74L232 75L233 73H230L229 71H227L228 72V74H227V72H226V70L227 69H231V62H232V60L234 59V56H236L235 57V59H238L239 57H237V55L239 56L240 54H241V52L239 51L241 48L243 49L244 47L246 48V50H247V46H245V43H243V42H245V40L247 41V39H250V41H251V38L253 37V39L254 38H257V35H256V37H254L253 35H251L250 37H249V35L250 34H252V33H254L255 32V34H260V35H262L264 32H263V28H262V30L260 29L262 26L260 25V23H256V20L257 19H264V0H239ZM60 2V1H59ZM84 2V1H83ZM100 2V1H99ZM127 5H128V7H127V5L125 6L126 8V13L123 15V17H120V15L118 14L117 16H119V17H117L116 16V18L114 19V22H113V24L112 25H109V27L107 26V27H103V29L102 28H100V29H97V28H95L94 26H92V28L90 29V30H92L91 32L93 33L92 34V36L91 37H87L85 34V36H86V38L84 37V38H81V36H80V40H78L80 43H78L79 44V46L80 47H78V49H77V52H78V55L76 56V59L74 58V60H77L76 61V63L78 64V61H79V64L81 65V67L79 66V64L77 65V64H73L74 66L75 65H77V66H79L78 67V69L79 68H82L84 65H89L90 63H92V62H94L95 60H96V62H97V60L99 59V58H103V56H105L106 57V55L109 53V51H113L112 49L113 48H111V44H112V42L114 41V40H117V41H120V42H122L121 44L123 45H121V48H120V46H118L120 43L118 42L117 44H115L116 46H118L117 48H118V50H120V52H122V53H120L119 51V55H117V53H116V55L117 56H120L121 54L122 55H124L123 53H126V54H130L131 55V57L132 56H134V55H136V53H137V51L136 50H138V52L140 53L141 51H139V47H141L139 44L141 43L142 45H143V49L144 48H147V50H145V51H147L146 53L144 52V51H142V53L144 52L145 54H147L148 53V49L150 50H154V49H152V48H150V46L151 45H153V43H152V39H151V41L149 40V37H151L152 36V34H153V32H151L152 30L151 29H147V32L148 33H141V31H139V32H135L134 33V29H133V27H135V26H137L138 25V19H139V17H140V19H141V17L143 16V17H146L147 18V20H148V22H149V26H150V28H153V30H155V32H154V34L156 35V29H157V27H155V26H153V24L155 23H158L159 22V24L162 22L163 23V21H164V23H167V24H169V25H175V23H177V24H187V23H185L186 22V20H188V22L193 18V16H192V18L191 17H188L189 16V13L190 14H192L191 12H193V10L191 9V5H192V2H193V0H127V2L126 1H124ZM178 2V3H179ZM231 2H232V0H231ZM53 3V2H52ZM98 3V2H97ZM106 3V2H105ZM117 3H118V1H117ZM197 3H200V1L199 2H197ZM224 3V2H223ZM228 4H231V3H229V2H227ZM232 3H234V2H232ZM61 4V3H60ZM99 4V3H98ZM109 4H110V2H109ZM120 4V3H119ZM173 4V5H172ZM219 4V3H218ZM222 4V3H221ZM225 4H226V1H225ZM224 4V5H225ZM93 5V4H92ZM104 5V4H103ZM116 5V4H115ZM115 5H114V7H115ZM123 5V4H122ZM177 5V4H176ZM182 5V4H181ZM180 5V6H181ZM193 5H194V3H193ZM198 5V4H197ZM227 5V4H226ZM236 5V6H235ZM56 6V5H55ZM54 6V7H55ZM59 6V5H58ZM95 6V5H94ZM98 6V5H97ZM108 6V5H107ZM106 6V7H107ZM117 6V5H116ZM120 6V5H119ZM167 6H168V8H167ZM203 6H205V5H203ZM213 6H211V8L213 7ZM221 6V5H220ZM231 6H233V8H231ZM53 7V6H52ZM57 7V6H56ZM103 7V6H102ZM194 8H195V6H193ZM192 7V8H193ZM210 7V6H209ZM208 7V8H209ZM213 7V8H214ZM51 8V7H50ZM119 8V7H118ZM171 8H173V7H171ZM205 8V7H204ZM55 9V8H54ZM124 9V8H123ZM197 9V8H196ZM217 9V8H216ZM109 10V9H108ZM113 10V9H112ZM117 10V9H116ZM115 10V11H116ZM119 10V9H118ZM199 10V9H198ZM38 11V10H37ZM48 11V10H47ZM53 11H55V10H53L52 9V11H51V13L53 12ZM83 11V10H82ZM82 11H80V12H82ZM98 11H99V9H98ZM97 11V12H98ZM107 11V10H106ZM121 11V10H120ZM203 11V10H202ZM39 12V11H38ZM86 12V11H85ZM110 12V11H109ZM122 12V11H121ZM120 12V13H121ZM158 12V13H157ZM166 12V13H165ZM175 12H177V14L176 15H174V16H171L172 14L171 13H175ZM209 12H210V10H209ZM99 13V12H98ZM118 13V12H117ZM152 13V17L155 19V21H157V22H154L151 18H150V21H152L151 23L152 24H150V21H149V19H148V17H150V14ZM182 13H184V16H185V14H186V16L184 17L183 15H182ZM195 13V12H194ZM36 14V13H35ZM49 14V12H47V15ZM111 14V13H110ZM114 14H116V13H114ZM123 14V13H122ZM147 14L149 15L148 17H147ZM160 14H161V16H160ZM164 14H166L165 16H163ZM188 14V15H187ZM207 14V13H206ZM52 15V14H51ZM196 15H197V13H196ZM204 15H205V12H204ZM211 15V14H210ZM50 16V15H49ZM58 16V15H57ZM82 16V15H81ZM85 16V15H84ZM183 16V17H182ZM206 16V15H205ZM48 17V16H47ZM212 17V16H211ZM35 18H37L36 16H35ZM39 18V17H38ZM50 18H52V17H50ZM50 18H49V21H50ZM84 18V17H83ZM157 18V19H156ZM168 18V19H167ZM186 20H185V19ZM189 18H191L190 20H189ZM203 18H205V17H203ZM209 18V17H208ZM213 18V17H212ZM85 19V18H84ZM139 19V20H140ZM164 19H166V22H165V20ZM256 19V20H255ZM36 20V19H35ZM57 20V19H56ZM55 20V21H56ZM145 20V19H144ZM193 20V19H192ZM67 21V20H66ZM106 21V20H105ZM108 21V20H107ZM113 21V20H112ZM142 21V20H141ZM146 21V20H145ZM245 21V22H244ZM262 21V23H263V20H261ZM58 21H56V23H57ZM69 22V21H68ZM143 22V21H142ZM147 22V21H146ZM154 22V23H153ZM193 21H191V23H192ZM208 22H211L210 21V19L208 20ZM9 23V22H8ZM95 23V22H94ZM144 23V22H143ZM194 23H195V21H194ZM43 24H44V22H43ZM58 24H59V22H58ZM61 24V23H60ZM67 24V23H66ZM148 24V23H147ZM147 24H146V27H147ZM183 24V25H184ZM264 24V23H263ZM48 25V24H47ZM55 25V24H54ZM53 25V26H54ZM61 25H63V24H61ZM75 25V24H74ZM97 25V24H96ZM188 25H190V24H188ZM194 25H196V24H194ZM256 25H259L260 26V30L263 32L262 34H261V31H260V33H256V32H258V30L259 29H255L254 27L256 26ZM10 26V25H9ZM49 26V25H48ZM57 26V25H56ZM90 26V27H91ZM102 26V25H101ZM104 26V25H103ZM176 26V25H175ZM186 26V25H185ZM11 27V26H10ZM58 27V26H57ZM98 27V26H97ZM138 27H140L139 25H138ZM143 27V26H142ZM162 27V26H161ZM167 27H168V25H167ZM172 27L173 26H169L168 28H167V30L169 31H171V30H173L172 29ZM193 27V26H192ZM195 27H197V26H195ZM195 27H194V29H195ZM213 27V28H212ZM8 28V27H7ZM60 28V27H59ZM58 28V29H59ZM149 28V27H148ZM155 28V29H154ZM174 28V27H173ZM255 29V30H251V29ZM258 28V27H257ZM51 29V28H50ZM57 29V30H58ZM62 29V28H61ZM61 29H60V31H61ZM77 29V28H76ZM75 29V30H76ZM141 29V28H140ZM139 29V30H140ZM145 29V30H146ZM185 29V28H184ZM5 30H7V29H5ZM9 30H11V28L9 29ZM44 30H47V27H46V29H44ZM43 30V31H44ZM52 30V29H51ZM74 30V29H73ZM79 30V29H78ZM77 30V31H78ZM87 30H89V29H87ZM142 30V29H141ZM152 33V34H150L149 33V31ZM187 30V29H186ZM186 30H185V32H186ZM189 30V29H188ZM207 30V31H208ZM211 30H210V32H211ZM219 30V31H218ZM249 30H250V32H249ZM54 31V30H53ZM56 31V30H55ZM59 31V32H60ZM81 31V30H80ZM159 31H163V27L161 28V29H159ZM166 31V30H165ZM169 31V32H170ZM192 30H190V33H192L191 32ZM195 31V30H194ZM197 31V30H196ZM252 31H254V32H252ZM57 32V31H56ZM79 32V31H78ZM90 32V31H89ZM200 32V31H199ZM8 33V32H7ZM12 33V32H11ZM29 33V32H28ZM47 33H49V32H47ZM81 33H82V31H81ZM161 33V32H160ZM172 33H173V31H172ZM176 33H177V31H176ZM189 33V32H188ZM195 33V32H194ZM208 33V32H207ZM206 33V34H207ZM212 33V32H211ZM214 33V34H215ZM250 33V34H249ZM9 34V33H8ZM80 34V33H79ZM150 34V35H149ZM159 34V33H158ZM185 34V33H184ZM187 34V33H186ZM185 34V36H187ZM210 36L212 35V34H210V33H208ZM207 34V36H209ZM214 35V37L213 38H215V36H218V35ZM249 34V35H248ZM84 35H82V36H84ZM183 35V34H182ZM192 35V34H191ZM190 34H189V36H191ZM50 36V35H49ZM52 36V35H51ZM55 36V35H54ZM134 36V37H133ZM137 36H140V39L137 37ZM174 36V35H173ZM185 36H183L184 38H185V40L187 39V37H185ZM203 36V35H202ZM206 36V35H205ZM204 36V37H205ZM206 36V37H207ZM121 37H122V39H123V37H124V40L122 41V39H121ZM131 37L133 38V39H135V40H131ZM181 37V36H180ZM193 37H195V36H193L192 35V38ZM205 37V40L207 39V41L209 40L208 38H206ZM249 37V38H248ZM258 37H261V36H258ZM262 37H263V35H262ZM11 38V37H10ZM153 38H154V36H153ZM172 38V37H171ZM170 38V39H171ZM174 38V37H173ZM179 38V37H178ZM192 38H189V39H187L186 41L187 42H189V43H187V42H185L184 41V43H185V46H186V43H187V45L189 46V49H190V51H191V53H193V55L195 56L196 54H195V52L197 53V51L199 52V50L201 49V47L199 46V45H201V43L199 44L198 42H195V41H193L192 40ZM264 38V37H263ZM54 39V38H53ZM69 39V38H68ZM119 39V40H118ZM137 39H139L141 42L139 43L138 41H137ZM174 39H176V38H174ZM216 39H218L219 40V37L217 38L216 37ZM215 39V40H216ZM8 40V39H7ZM173 40V39H172ZM180 40V39H179ZM204 39H203V44L205 45V43H206V41H205ZM262 40H264V39H262ZM137 41V42H136ZM171 41V40H170ZM198 41V40H197ZM249 41V42H250ZM255 41V40H254ZM115 43H116V41H114ZM173 42V41H172ZM171 42V43H172ZM201 42V41H200ZM205 42V43H204ZM212 44L214 43L213 41H210ZM209 42V45L211 44ZM219 42V41H218ZM258 41H257V39H256V43H257ZM263 42V41H262ZM262 42L261 43H258V45L259 44H262ZM8 43V42H7ZM158 43V42H157ZM251 43V42H250ZM250 43H248L247 42V44L246 45H250ZM5 44V43H4ZM9 44V43H8ZM155 44V43H154ZM170 44V43H169ZM177 44H178V42H177ZM202 44V45H203ZM253 44H255L254 42H253ZM77 45V44H76ZM137 45H139V46H137ZM180 45H181V43H180ZM203 45V46H204ZM242 45H244L243 47H242ZM33 47H36V46H34V45H32ZM31 46V47H32ZM139 48V49H137V47ZM158 46V45H157ZM174 46V45H173ZM177 46H179V44L177 45ZM211 46V45H210ZM250 46H252V44L250 45ZM32 47V48H33ZM52 47V46H51ZM76 47V48H77ZM132 47V48H131ZM156 47V46H155ZM175 47V46H174ZM253 47V46H252ZM257 47H259V49H260V46H257L256 45V47H253V48H257ZM31 48V49H32ZM37 48V47H36ZM56 48V47H55ZM111 48V49H110ZM123 48V49H122ZM133 48H134V50H133ZM180 48V46L178 47V49ZM204 48H205V46H204ZM38 49H40L39 47H38ZM38 49H36V53H37V50ZM49 49V48H48ZM116 49V48H115ZM203 49V48H202ZM251 49V48H250ZM258 49V48H257ZM257 49H255V50H257ZM117 50V49H116ZM140 50H142V47H141V49ZM151 50L149 51V53H153V51L151 52ZM156 50V49H155ZM154 50V51H155ZM157 50H159V48L157 49ZM177 50V49H176ZM185 50H188L187 48H185ZM207 50V49H206ZM209 50V49H208ZM213 50V49H212ZM245 50V49H244ZM249 50V49H248ZM247 50V51H248ZM253 50V49H252ZM32 51H35V49L33 48V50ZM211 51V50H210ZM237 51H239L240 52V54H236L235 55V53L237 52ZM15 52V51H14ZM55 52V51H54ZM57 52H59V51H57ZM56 52V53H57ZM108 52V53H107ZM117 52V51H116ZM158 52V51H157ZM188 52V51H187ZM213 52V51H212ZM219 52V53H218ZM245 52V51H244ZM243 52V53H244ZM257 52V51H256ZM255 52V53H256ZM31 53H33L34 54V52H31ZM30 53V54H31ZM39 53V52H38ZM45 53V52H44ZM56 53H54V54H56ZM76 53V52H75ZM148 53V54H149ZM176 54H177V52H175ZM174 53V54H175ZM190 53V55H192ZM199 53H201L200 54V57L202 56V52L200 51ZM32 54V55H33ZM125 54V55H126ZM141 54V53H140ZM145 54H142L143 55V58H146L145 56H147V55H145ZM173 54V55H174ZM180 54V53H179ZM203 54H204V51H203ZM109 55V54H108ZM142 55H141V57H142ZM145 55V56H144ZM154 55V54H153ZM185 55V54H184ZM189 55V56H190ZM198 55V58H200L199 57V54H197ZM210 55H212V56H210ZM11 56H12V54H11ZM38 56V55H37ZM46 56V55H45ZM149 56V58L148 59H152V60H155L157 63H159L158 61H157V59L159 60V57L158 56H156V52H155V55H154V57L156 56V58L154 59L152 56H151V54H149L148 55ZM151 56V57H150ZM170 56V55H169ZM188 56V57H189ZM204 56V55H203ZM14 57V56H13ZM35 57V56H34ZM136 57V56H135ZM134 57V58H135ZM137 57H138V55H137ZM158 57V58H157ZM212 57V58H211ZM119 58V57H118ZM120 58H121V56H120ZM140 58V57H139ZM139 58H137V60L139 59ZM175 58V57H174ZM192 58H193V56H192ZM197 58V59H198ZM203 58V57H202ZM201 58V59H202ZM33 59V58H32ZM41 59V58H40ZM122 59V58H121ZM120 59V60H121ZM124 59V58H123ZM122 59V61H123V63L124 62H126V61H128V60H123ZM131 59V58H130ZM194 60H195V58H193ZM249 59H250V57H249ZM10 60H11V58H10ZM19 60V59H18ZM30 60V59H29ZM54 60H56V59H54ZM73 60V59H72ZM73 60V62H75ZM100 60H102V59H100ZM106 60V59H105ZM119 60V61H120ZM139 60H142L141 58L139 59ZM145 60H147V58L145 59ZM179 60V59H178ZM192 60V59H191ZM193 60V61H194ZM246 60V59H245ZM251 60V59H250ZM13 61V60H12ZM44 61V60H43ZM53 61V60H52ZM150 61V60H149ZM155 61H153V62H155ZM160 61V60H159ZM171 61H172V59H171ZM181 61V60H180ZM190 61V60H189ZM206 61H208V63L206 62ZM235 61V60H234ZM264 61V60H263ZM36 62V61H35ZM54 62V61H53ZM56 62V61H55ZM54 62V63H55ZM72 62V61H71ZM81 62V63H80ZM95 62V63H96ZM101 62V61H100ZM106 62V61H105ZM137 62V61H136ZM142 62V61H141ZM140 62V63H141ZM152 62V61H151ZM236 62H238V64H239V61H236ZM250 62V61H249ZM251 62H252V60H251ZM14 63H15V61H14ZM50 63H51V58H50ZM47 64V65H51V64ZM98 64H99V62H97ZM102 63V62H101ZM108 64H109V62H107ZM106 63V64H107ZM122 63V62H121ZM147 63V62H146ZM157 63H156V65H157ZM164 63V62H163ZM191 63H193V62H191ZM234 63V62H233ZM247 63V62H246ZM45 63H43V65H44ZM84 64V65H83ZM105 63H103V65H104ZM107 64V65H108ZM116 64V63H115ZM117 64H120V63H117ZM129 64H130V61H129ZM137 64V63H136ZM144 64V63H143ZM165 64V63H164ZM180 63H178L177 65H179ZM182 64V63H181ZM237 64V65H238ZM248 64V63H247ZM264 64V63H263ZM26 65V64H25ZM53 65V64H52ZM57 65V64H56ZM102 65V66H103ZM110 65V64H109ZM128 65V64H127ZM132 65V64H131ZM131 65H129V67L131 66ZM166 65V64H165ZM248 65H250V63L248 64ZM262 65V64H261ZM77 66H75V67H77ZM93 66V65H92ZM97 66V65H96ZM96 66H94L95 68H96ZM112 66H113V63H112ZM116 66V65H115ZM114 66V67H115ZM118 66V65H117ZM151 66V65H150ZM149 66V67H150ZM153 66V65H152ZM155 66V65H154ZM157 66H159V65H157ZM174 67H177V66H175V63H174V65H173ZM172 66V67H173ZM21 67V66H20ZM51 67V66H50ZM50 67H48V68H50ZM53 67V66H52ZM74 67V68H75ZM86 66H84V68H85ZM99 67H101V65L99 66ZM103 67H105V66H103ZM107 67V66H106ZM105 67V69H107L108 70V68L109 67H107L106 68ZM120 67H122V66H120ZM156 67V66H155ZM257 67V66H256ZM16 68V67H15ZM18 68V67H17ZM95 68H91V70H94ZM98 68V67H97ZM110 68H111V65H110ZM109 68V69H110ZM117 67H115V69H116ZM138 68H141V70H142V67H138ZM137 68V69H138ZM151 69H152V67H150ZM157 68V67H156ZM159 68H160V66H159ZM158 68V69H159ZM168 68H171V66L169 67L168 66ZM180 68V67H179ZM21 69V68H20ZM53 69V68H52ZM51 69V70H52ZM60 69V68H59ZM89 69H90V67H89ZM104 69V70H105ZM114 69V68H113ZM120 69V68H119ZM118 69V70H119ZM126 69V68H125ZM145 69H146V67H145ZM149 69V68H148ZM147 69V70H148ZM176 71H175V70ZM23 70V69H22ZM21 70V71H22ZM75 70V69H74ZM104 71V73L105 72H108V71ZM117 70V69H116ZM116 70L114 71H112V74H114V72H116ZM134 70H136L135 69V67H134ZM146 70V71H147ZM180 70V71H179ZM183 70V71H182ZM258 70H260V68L258 69ZM61 71H64L63 69L61 70ZM60 71V72H61ZM79 70H76V71H74V72H72L71 74H69L70 75V77L71 78H69L70 80L72 79V77L73 78H77V77H79V76H81L80 75V73H82L83 71L82 70H80L79 71V73H77ZM82 71V72H81ZM85 71V70H84ZM88 71V70H87ZM102 71V70H101ZM109 71H111V70H109ZM121 71V70H120ZM150 71V70H149ZM153 71V70H152ZM159 71H160V69H159ZM166 71V74H168L169 73V69H166L165 70ZM164 70H163V73L165 72ZM43 73H44V70L42 71ZM59 72V73H60ZM76 72V73H75ZM95 72H96V70H95ZM99 73H100V69H99V71H98ZM118 72V71H117ZM126 72H128V71H126ZM136 72H139L138 74L136 73V75H138L139 77H140V71H136ZM142 72H143V70H142ZM161 72V71H160ZM261 71H259V73H260ZM47 73V72H46ZM75 73V74H74ZM84 73H86V72H84ZM93 73V72H92ZM97 73V72H96ZM95 73V74H96ZM110 73V72H109ZM123 73V72H122ZM130 73H131V71H130ZM133 73V72H132ZM131 73V75H134V74H132ZM153 73V72H152ZM16 74V73H15ZM45 74V73H44ZM49 74V73H48ZM98 74V73H97ZM125 74V73H124ZM146 74H147V72H146ZM150 74V73H149ZM148 74V75H149ZM159 74V73H158ZM257 74H258V72H257ZM260 74H262V73H260ZM56 75V74H55ZM59 75V74H58ZM64 75H65V72H64ZM75 75V76H74ZM103 76H104V74H102ZM101 75V76H102ZM126 75V79H128L129 77H130V80L131 81H133V82H135L134 80H132L131 78H133L134 76H136V75H134V76H129V77H127L128 76V73H126L125 74ZM143 75V73L141 74V77H140V80H138L139 82L141 81V78L145 75V73H144V75ZM163 75H165V74H163ZM183 75H185L184 77H186V78H188L189 79V81H188V83H186L187 82V79H184L183 78ZM218 75V76H217ZM241 75V74H240ZM239 75V76H240ZM243 75V74H242ZM247 74H245V76H243V78L244 77H247L246 76ZM43 76V75H42ZM44 76H46V75H44ZM52 76V75H51ZM61 76V75H60ZM84 76V75H83ZM96 76V75H95ZM97 76H99V75H97ZM110 76V75H109ZM138 76H136L135 78L137 79V77ZM147 76V75H146ZM145 76V77H146ZM150 77H151V75H149ZM179 76H178V78H179ZM217 76V77H216ZM234 76V75H233ZM239 76L237 77V80H238V78H239ZM250 76V75H249ZM264 76V75H263ZM9 77V76H8ZM12 77V76H11ZM11 77H9V78H11ZM59 77V76H58ZM113 77V76H112ZM120 77V76H119ZM123 77V76H122ZM138 77V78H139ZM156 77H158V75L156 76ZM160 77V76H159ZM158 77V78H159ZM166 77V76H165ZM242 77V76H241ZM257 77V76H256ZM255 77V78H256ZM15 78V77H14ZM46 78H48V77H45V80H46ZM54 78V77H53ZM53 78H52V80H53ZM56 78V77H55ZM60 78V82L62 83V85H63V83H69L68 81H70L69 79H68V75H66L65 76V79H64V77H63V75H62V78H63V80H62V78L61 77H59ZM80 78V77H79ZM84 78H86V77H84ZM96 78V77H95ZM98 78V77H97ZM96 78V79H97ZM102 78V77H101ZM104 78V77H103ZM102 78V79H103ZM110 78H111V76H110ZM116 78H117V76H116ZM125 78V77H124ZM260 78V77H259ZM262 78V77H261ZM261 78L259 79V80H261ZM264 78V77H263ZM22 79H23V77H22ZM88 79V78H87ZM90 80L92 79V78H89ZM95 79V80H96ZM100 79V78H99ZM99 79H97V80H99ZM105 79V78H104ZM114 79H115V77H114ZM123 79V78H122ZM164 79H166V81H167V83H170L169 82V79H168V77H166V78H162L161 80H164ZM224 79V78H223ZM234 79V77L232 78V80ZM240 79V78H239ZM242 79V78H241ZM14 80V79H13ZM31 80V79H30ZM35 80V78L33 79V81ZM42 80H43V78H42ZM50 80V79H49ZM48 80V81H49ZM57 80V79H56ZM89 80V81H90ZM118 80V79H117ZM120 80V79H119ZM123 80H125V79H123ZM226 80V79H225ZM236 80V81H237ZM256 80H257V78H256ZM255 80V81H256ZM264 80V79H263ZM48 81H47V83H48ZM100 81H101V79H100ZM122 81V80H121ZM120 81V82H121ZM131 81H129L128 80V82H130L131 83ZM137 81V80H136ZM176 81V82H177ZM202 81V80H201ZM218 81V80H217ZM217 81H215V82H217ZM240 81V80H239ZM254 81V80H253ZM254 81V82H255ZM26 82V81H25ZM32 82V81H31ZM52 82V81H51ZM55 82V81H54ZM93 82V81H92ZM98 82V81H97ZM112 82V81H111ZM113 82H114V80H113ZM119 82V81H118ZM175 82V83H176ZM200 82V81H199ZM205 82V81H204ZM214 82V83H215ZM221 82V81H220ZM220 82H218L219 84H220ZM231 82V81H230ZM253 82V83H254ZM258 82V81H257ZM257 82H255V84L257 83ZM10 83V82H9ZM73 83V82H72ZM106 83V82H105ZM125 83V82H124ZM129 83V84H130ZM172 83H171V87H172ZM213 83V82H212ZM218 83H217V86H219L218 85ZM249 83V82H248ZM263 83H264V81H263ZM14 84V83H13ZM15 84H16V82H15ZM53 84V83H52ZM55 84V83H54ZM83 84V83H82ZM91 84V83H90ZM102 84L104 85V82H102ZM109 84V83H108ZM132 84H134V83H132ZM139 84V83H138ZM177 84V83H176ZM175 84V86H177ZM189 86H188V85ZM208 84V83H207ZM236 84V83H235ZM241 84V83H240ZM255 84H253V87H255L256 85ZM262 84V83H261ZM59 85V84H58ZM84 85V84H83ZM118 85V84H117ZM160 85V84H159ZM167 85V84H166ZM168 85H170V84H168ZM168 85H167V89L169 88L168 87ZM187 85V86H186ZM212 85H214V84H212ZM255 85V86H254ZM258 85V84H257ZM15 86V85H14ZM17 86V85H16ZM52 86V85H51ZM69 86V85H68ZM79 86V85H78ZM82 86V85H81ZM94 86H95V83H94ZM97 86H99V85H97ZM112 87H114L115 85L113 84V85H111ZM111 86H109V87H111ZM128 87L130 86V87H132V85H127ZM134 86V85H133ZM142 86V85H141ZM179 86V85H178ZM210 86V85H209ZM237 86V85H236ZM247 86V85H246ZM245 86V87H246ZM260 86V85H259ZM64 87V86H63ZM83 87V86H82ZM81 87V88H82ZM85 87V86H84ZM92 87V86H91ZM104 87V86H103ZM111 87V88H112ZM125 87V86H124ZM123 87V88H124ZM140 87V86H139ZM170 87V88H171ZM182 88H184L183 86H181ZM181 87H179L178 89H181ZM199 87V86H198ZM195 88V89H199V88ZM208 87V86H207ZM15 88V87H14ZM56 88V87H55ZM65 88V87H64ZM80 88V89H81ZM102 87H100V89H101ZM133 88V87H132ZM138 88V87H137ZM168 89V90H171V89ZM209 88V87H208ZM262 88V87H261ZM260 88V89H261ZM63 89V88H62ZM67 89V88H66ZM86 89V88H85ZM89 89V88H88ZM87 89V90H88ZM135 89V88H134ZM191 89V88H190ZM203 89V88H202ZM205 89V88H204ZM203 89V90H204ZM255 89H257L256 87H255ZM259 89V88H258ZM258 89H257V91H258ZM56 90V89H55ZM102 90V89H101ZM118 90H119V88H118ZM123 90V89H122ZM126 90V89H125ZM133 90V89H132ZM194 90V89H193ZM207 90V88L204 90L205 91V93H203V95L205 94H207L206 92L208 91H206ZM69 91V90H68ZM116 91V90H115ZM129 91V90H128ZM172 91V90H171ZM175 91H176V93H175ZM183 91H185V92H183ZM192 91V90H191ZM195 91V90H194ZM262 91H264V88H263V90ZM101 91H99L98 89L96 90V89H90V90H88V91H86V90H84V92H83V94H82V96H83V98H82V96H81V100H82V102H85V103H83V106H84V108L82 107V109L81 110H76V116H82V114L81 113H83L84 111L86 112V111H88V114L87 113H85L86 114V116H88V117H86L85 116V114H83V116H85V118L86 119H89L90 121H93V122H90L89 120H87L86 121V119H82L81 121H86L85 123V125L83 124H80V125H82V126H80V125H77L76 124V121H75V123H74V125H72V122L70 123V125L72 126H70V128L68 129V131L67 132H65V134L67 133V135H72L71 137H73V136H76V134H78L79 132H80V134H82L83 133V131L85 132V130L87 129L86 127H87V124H95V125H92V126H94V128H96V127H98V126H96L97 124H96V121H95V119H94V117H96V115L95 114H98L97 113V111H98V109H100V107H102V106H104L105 105V102L102 100V101H100L98 98V95L100 96L101 95V93H100ZM197 91H195V93H196ZM261 92V91H260ZM21 93H22V91H21ZM59 93V92H58ZM107 92H105V94H106ZM109 93V94H108ZM107 94L108 95H110V92H108ZM113 93V92H112ZM117 93V92H116ZM120 93H121V91H120ZM119 92L117 93V94H115V95H117V97L120 95V96H122L123 95V92H122V95L120 94ZM124 93H125V91H124ZM169 93H170V91H169ZM172 94H173V92H171ZM192 93H194V92H192ZM210 93H211V91H210ZM216 93V91L214 92V94ZM263 95H264V92H261ZM56 94V93H55ZM64 94V93H63ZM103 95H104V93H102ZM119 94V95H118ZM126 94V93H125ZM124 94V95H125ZM130 94H132V92H130L129 93V95L128 96H130ZM135 94V93H134ZM174 94L172 95V97L174 96ZM181 94V95H180ZM201 96H199V97H203V95L201 94V93H199ZM7 95V94H6ZM24 95V94H23ZM22 95V96H23ZM51 95V94H50ZM68 95V94H67ZM114 95V94H113ZM112 95V96H113ZM133 95V94H132ZM131 95V96H132ZM185 95H188V97L190 98V100L192 99H199V97H198V95H196L197 96V98L196 97H193V98H191L192 96H189V95H193V94H191L190 93V91L188 90L186 93H185ZM184 95V96H185ZM21 96V97H22ZM64 96V95H63ZM111 96V95H110ZM130 96V97H131ZM169 96L171 97V95L169 94ZM183 96V97H184ZM195 96V95H194ZM59 97H60V95H59ZM101 97H103V96H101ZM136 97V96H135ZM171 97V98H172ZM175 97H173V98H175ZM205 97V98H204ZM203 98L205 99V100H208L207 99V97L208 96H204ZM210 97V96H209ZM37 98V97H36ZM108 98V97H107ZM122 98H125V96L123 97L122 96ZM137 98V97H136ZM172 98V99H173ZM189 98H185V99H188V100H186L185 101V99H184V101H183V103L185 102V104H183V106H186V107H189V105H192L193 104V108L195 109V113L197 114V117L196 118H200L201 119V117H202V119L205 121V124H207L206 123V119H207V117L205 118L204 116H208V114H207V112H209L210 113V111L209 110H211V109H213V108H211V107H209V106H207V107H209L210 109H208V111L206 112V115L204 114V107L206 106V102L204 101V103H203V101H202V104L204 105V107H202V109H200V107H201V105H200V107L198 108V104H196L197 103V101L199 102V100L197 99V100H193V101H191V102H193V103H190L189 101ZM105 99V98H104ZM128 99H130V98H128ZM127 99V100H128ZM132 99V98H131ZM130 99V100H131ZM214 99V98H213ZM51 100V99H50ZM118 100V99H117ZM121 100V99H120ZM126 100V99H125ZM202 100V99H201ZM200 100V101H201ZM263 101L261 102V104H259L258 103V105H260V109H259V111L258 110H255V112H257V113H255V115L253 116V117H251V119H250V117H249V119L248 120H244V121H242V123H241V127H239V129L237 130V132H235L234 134V137H233V139H232V141H233V145L231 144V142H230V144L232 145V149H233V154L234 155H238V154H236V150L240 147V145H242L241 144V142H245V143H247V144H245V145H251V143H252V145H254L253 146V148H254V153L253 154H251V156L252 155H255V156H252V158L254 157H256L255 158V160L258 162V163H261L262 165H264V144L262 145V141H263V139H264V98L262 99ZM112 101V100H111ZM110 101V102H111ZM119 101V100H118ZM133 101H134V99H133ZM175 101V100H174ZM52 102H53V100H52ZM81 102V101H80ZM81 102V103H82ZM109 102V101H108ZM110 102H109V104H110ZM129 102V101H128ZM173 102V101H172ZM190 104H189V103ZM25 103V102H24ZM51 103V102H50ZM89 103H99V104H96V105H98V109L97 110H95V111H93L92 112V110H94V109H96V108H93L92 107V109H90L91 107L90 106H87V104H89ZM114 104H117L116 102H115V100H114V102H113ZM113 103L111 102V104L113 105ZM125 103H126V105H128L129 106V103H127L126 101H125ZM149 103H151V102H149ZM148 103V101H147V105L149 104ZM179 102H177L176 103V101H175V104H178ZM186 103H188V104H186ZM195 103V104H194ZM60 104V103H59ZM72 104V103H71ZM85 104V105H84ZM106 104L108 105V103L106 102ZM124 103H122V106L120 105V107H125L126 108V105H123ZM182 104V102L179 104V105H181ZM201 104V103H200ZM20 105V104H19ZM78 105H80V104H78ZM78 105H75V106H78ZM90 105V104H89ZM119 105V104H118ZM118 105H115V106H117L118 107ZM131 105H133V104H131ZM158 105V107H156L157 109L159 108V104H157ZM156 105V106H157ZM188 105V106H187ZM21 106V105H20ZM47 106V105H46ZM92 106V105H91ZM95 106V105H94ZM111 106V105H110ZM127 106V107H128ZM135 106H136V104H135ZM135 106H134V108L133 107H131V109H130V106L128 107V108H126V109H128L129 111H130V115L132 116V113L134 114L135 113V111L134 112H132L134 109H135ZM162 106V105H161ZM183 106H180L179 108H181L182 107V109H180V110H182V114L185 112V111H190V113L191 114H193V112H194V110L192 109V106H190L191 107V109L193 110V112H191L192 110H190V107H189V109L187 108V110H185V107L183 108ZM56 106H54L53 108H55ZM71 107H73V106H71ZM90 107V108H89ZM96 107V106H95ZM106 107V106H105ZM149 108H150V104H149V106H148ZM166 107V106H165ZM46 108V107H45ZM50 109H51V107H49ZM52 108V109H53ZM70 108V107H69ZM68 108V109H69ZM74 108V107H73ZM103 108V107H102ZM107 108V107H106ZM110 108V107H109ZM155 108V107H154ZM162 108V107H161ZM47 109V108H46ZM104 109V108H103ZM160 109V108H159ZM183 109H184V112H183ZM49 110V109H48ZM57 110V109H56ZM63 110V109H62ZM83 110V111H82ZM109 110V109H108ZM114 110V109H113ZM117 109H115L114 111H116ZM119 110V109H118ZM127 110V111H128ZM205 110H206V107H205ZM214 110V109H213ZM38 111V110H37ZM40 111V110H39ZM78 111H79V113H78ZM100 112H101V110H99ZM128 111V112H129ZM157 111V110H156ZM179 111V110H178ZM188 111L186 112V113H188ZM49 112V111H48ZM53 112V111H52ZM56 112V111H55ZM62 112V111H61ZM75 112V111H74ZM81 112V113H80ZM102 112H103V110H102ZM105 112H106V109L104 110V112H103V114H105ZM57 113H59V110H58V112ZM56 113V114H57ZM111 113V112H110ZM156 113H158L159 115H161V113H163V112H161V113H159V110L156 112ZM186 113H184L183 114V116L184 115H186ZM194 113V114H195ZM46 114V113H45ZM103 114H99L100 115V117H102L103 116ZM109 113H108V111H107V114L106 115H104V117L105 116H108L109 117V115H108ZM112 114H114V116H115V114L116 113H113L112 112ZM111 114V115H112ZM189 114V113H188ZM193 114V115H194ZM211 114H213V112H211ZM210 114V115H211ZM55 115V114H54ZM98 115V116H99ZM102 115V116H101ZM110 115V116H111ZM158 115V120H160L159 118H160V116ZM190 115V114H189ZM251 115V114H250ZM60 116V115H59ZM74 116V115H73ZM91 116V117H90ZM92 116H93V119H92ZM113 116V117H114ZM128 116H129V114H128ZM191 117H192V115H190ZM34 117V116H33ZM52 117V116H51ZM103 117V118H104ZM107 117V118H108ZM113 117H109L108 119H106V117L101 121V120H99L98 122H100V123H102V124H100L101 125V127L102 126H104V124L106 123V120L109 122V120H112V118ZM185 117V116H184ZM183 117V118H184ZM187 117H189L188 115H187ZM187 117H186V119H187ZM204 117V118H203ZM213 117V116H212ZM32 118V117H31ZM78 118V117H77ZM76 118V119H77ZM180 118V117H179ZM182 118V119H183ZM193 118V117H192ZM192 118H191V120H192ZM196 118H194L193 119V121H195L196 123L198 122L199 123V121H197V120H199V118L198 119H196ZM246 118H248V117H246ZM60 119V118H59ZM79 119V118H78ZM81 119V118H80ZM97 119V118H96ZM99 119H101V118H99ZM106 119V120H105ZM114 119V118H113ZM201 119V120H202ZM211 118H209V120H210ZM181 120V119H180ZM185 120V119H184ZM184 120H181V121H184ZM190 120V121H191ZM208 120V119H207ZM13 121V120H12ZM35 121V120H34ZM37 121V120H36ZM80 123H81V121L80 120H78ZM94 121H95V123H94ZM186 121V120H185ZM190 121H188L189 122V124H185V125H187L186 127H187V129H190V128H192L193 127V123L195 124V122H193V123H190ZM204 121H201V122H203L204 123ZM262 121V122H261ZM56 122V121H55ZM90 122V123H89ZM105 122V123H104ZM200 122V123H201ZM211 122V121H210ZM182 123V122H181ZM37 124V123H36ZM56 124V123H55ZM68 124V123H67ZM168 124V123H167ZM191 124V127H189V125ZM205 124H203V127H204V125ZM239 124V123H238ZM57 125V124H56ZM98 125H99V123H98ZM100 125H99V127H100ZM185 125L183 126V127H185ZM34 126V125H33ZM84 126V127H83ZM30 127V126H29ZM38 127H40L39 125H38ZM38 127H36V128H38ZM50 127V126H49ZM66 127H68V126H66ZM83 129H82V128ZM167 127V126H166ZM186 127L184 128V130H186ZM189 127V128H188ZM8 128H9V126H8ZM33 128V127H32ZM54 128V127H53ZM84 128H86L85 130H84ZM205 128H206V126H205ZM213 128V126L212 127H210V129H212ZM238 128V127H237ZM13 130H11V131H13L14 133H12V134H15V136L16 135H18L17 133H15L16 131H14V128H12ZM18 128H16V130H17ZM42 129V128H41ZM47 129V128H46ZM71 129V130H70ZM88 129H90V128H88ZM202 129H204V128H202ZM201 129V131H203ZM209 129V128H208ZM33 130H35V129H33ZM32 130V131H33ZM37 131H38V129H36ZM91 131H94V130H92V129H90ZM165 130V129H164ZM206 130V129H205ZM234 130V129H233ZM40 131V130H39ZM51 131H52V129H51ZM86 131H88L87 133L89 134V132H91V131H89V130H86ZM96 131V130H95ZM200 131V132H201ZM207 131V130H206ZM205 131V132H206ZM235 131V130H234ZM18 132V131H17ZM21 132V131H20ZM27 132H29V131H27ZM50 132V131H49ZM186 132V131H185ZM209 132V131H208ZM211 132V131H210ZM209 132V133H210ZM32 133V132H31ZM48 133V132H47ZM51 133V132H50ZM160 133H162V132H160ZM208 133V134H209ZM22 134H24V135H22ZM73 134H75V135H73ZM87 134V135H88ZM158 134V133H157ZM202 134H203V132H202ZM232 134V133H231ZM20 135H22V138L21 139H18V143L19 144H17V143H14V144H16V150H18V151H22V154H24L23 152H25L26 153V157L28 158H26L27 159V163H29V164H33V163H35V160L34 159H36L37 160V158L38 157H40L41 156V154H42V156H45V155H43L44 154V152H46V151H48V150H50V147H49V144L46 142V143H44V145L43 144H40V143H37L38 141H37V139L35 140V138L34 137H32L31 138V136H30V138H29V134L28 135H26L25 133H21ZM47 135V134H46ZM117 135V134H116ZM204 135H207V134H204ZM233 135V134H232ZM232 135H230V136H232ZM28 136V137H27ZM49 135H47V137H48ZM99 136V135H98ZM118 136V135H117ZM161 136H163V135H161ZM229 136V137H230ZM40 137V136H39ZM46 137V136H45ZM46 137V138H47ZM45 138V139H46ZM49 138V137H48ZM83 138V137H82ZM121 138V137H120ZM187 138V137H186ZM34 139V140H33ZM59 139V138H58ZM77 139V138H76ZM85 139V138H84ZM87 139V138H86ZM114 139V138H113ZM157 139V138H156ZM166 139V138H165ZM165 139H163V137L161 138V141L163 140L164 142H165ZM33 140V141H32ZM122 140V139H121ZM133 140V139H132ZM167 140H169V139H167ZM231 139H229L228 141H230ZM1 141H2V139H1ZM5 141H7V140H5ZM16 141V140H15ZM37 141V142H36ZM85 141V140H84ZM91 141V140H90ZM92 141H93V139H92ZM160 141V143H162L163 144V146H164V142H161ZM180 141H181V139H180ZM248 141V142H247ZM8 142H10V141H8ZM12 142V141H11ZM14 142V141H13ZM17 142V141H16ZM35 142V143H34ZM2 143H3V141H2ZM63 143V142H62ZM88 143V142H87ZM13 144V143H12ZM65 144V143H64ZM75 144V143H74ZM77 144H78V142H77ZM89 144V143H88ZM171 143H169L168 145H170ZM182 144V143H181ZM1 145V144H0ZM5 145V144H4ZM108 145V144H107ZM166 146H168L167 144H165ZM177 145V144H176ZM230 145V146H231ZM244 145V144H243ZM244 145V146H245ZM251 145V146H252ZM63 146V147H62ZM61 147L62 148H64V146L65 145H62ZM75 146V145H74ZM109 146V145H108ZM180 146V145H179ZM182 146V145H181ZM238 148H237V147ZM250 146V147H251ZM59 148H61L60 146H58ZM77 148V150H79L80 148H78V146H76ZM80 147V146H79ZM83 147V146H82ZM95 147V146H94ZM145 147L147 148V146L145 145ZM248 148V150H251V148ZM263 147V148H262ZM10 148V147H9ZM9 148H7V150L9 149ZM89 148V147H88ZM95 148H97V147H95ZM104 148H105V146H104ZM123 148H124V146H123ZM143 148H144V146H141L140 147V149H142L143 150ZM184 148V147H183ZM237 148V149H236ZM241 148V147H240ZM239 148V149H240ZM246 148V147H245ZM262 148V149H261ZM66 149V148H65ZM72 149V152H70L71 154L73 153V155H71V157H70V153H68V151H67V153L68 154H66L65 152V154H66V160L68 159V157L69 158H71V159H69V162L71 163L72 162V164L69 166L70 168H69V170L67 169V165H61L60 164V162H58L59 164L58 165H60L58 168L62 171V176L64 175V171H67V174H68V171H69V174H70V172H74V175L76 174V175H78V176H76L75 178H77V179H79V181L77 180V183L79 182L80 184L79 185H81L82 187H85L86 186V188H82V190H83V193H84V195H85V193L87 194V195H85V196H87L88 198H89V200H93V198H95L94 196H93V194H92V192L93 191H91L93 188H91V189H88L89 187H91L92 185L90 184V186L88 187V185H86L87 183H86V178L87 177H85V174H84V166L83 167H81V165H78V163H75V165H76V167H75V165L73 164L75 161H76V159L78 158H80V157H78L79 155H81L82 154V152L81 151H83V154H82V157H85V158H87V162L89 161L91 164H94V163H92V160L93 159H95V158H92L91 160H88V157L89 158H91L88 154H87V149H85L84 147H83V149H85V150H82L81 149V151H79L80 153H76V155H75V151H73V150H75L74 149V147L73 148H71ZM71 149H69V151H71ZM91 149V148H90ZM90 149H89V151H90ZM148 150H151V151H149V152H153L152 151V149H149V148H147ZM179 149V148H178ZM178 149L176 150L175 149V151H173L172 153L173 154H175V153H177V154H180V153H178L177 151H178ZM247 149V148H246ZM1 150H3V148L1 147ZM52 150V149H51ZM141 150V151H142ZM146 150V149H145ZM161 150V149H160ZM160 150H159V152H160ZM12 151V150H11ZM53 151V150H52ZM119 151V150H118ZM123 151H124V149H123ZM139 151V150H138ZM157 151V150H156ZM166 151V150H165ZM183 151V149L180 147V149H179V152H182ZM241 151H245L244 150V147H243V150H241ZM5 152V151H4ZM49 152V151H48ZM47 152V153H48ZM57 152V151H56ZM90 152H93L92 150L90 151ZM144 152V151H143ZM146 152V151H145ZM159 152H155V153H153L154 155L152 156L151 154V157H149V158H152V157H155V158H157L156 159V161H157V163H158V154H159ZM240 152V151H239ZM246 152V151H245ZM18 153V152H17ZM47 153H46V156H47ZM63 152L61 153L60 152V154H62V156L59 154V159H57V160H60L61 162H62V160L63 161H65V159L63 158L62 159V157H64L65 156V154H64ZM163 153V152H162ZM162 153H161V155H162ZM172 153H171V155H169V157L165 154L164 156L162 155H160L162 158L161 159H164V157L166 156L167 158V160H168V158L170 159L169 161H171L172 160V157H173V162H179L178 161V157H177V154H175V156H173L172 155ZM242 153V152H241ZM55 154H57V153H55ZM144 154V153H143ZM155 154H156V156H155ZM247 154V153H246ZM52 155V154H51ZM51 155H49V156H51ZM74 155L75 156H77L76 157V159L74 158L73 159V157H74ZM88 155V156H87ZM92 155H93V153H92ZM135 155V154H134ZM134 155H132L133 157H134ZM149 155V156H150ZM25 156V155H24ZM41 156V157H42ZM73 156V157H72ZM148 156V155H147ZM170 156H171V158H170ZM179 156V155H178ZM235 156V157H236ZM239 156V155H238ZM244 156V155H243ZM242 156V157H243ZM248 156V155H247ZM246 156V157H247ZM16 157V156H15ZM14 157V158H15ZM48 157V156H47ZM54 157H56V156H54ZM61 157V158H60ZM82 157L80 158V159H82ZM97 157H99V156H97ZM135 157H136V155H135ZM177 157V158H176ZM13 158V157H12ZM11 158V160H13ZM17 158V157H16ZM85 158H83V160H85ZM154 158V159H155ZM160 158V157H159ZM233 158V157H232ZM239 158H241V155H240V157ZM251 158V157H250ZM5 159V158H4ZM34 161H33V160ZM39 159V158H38ZM44 159H46V158H44ZM44 159H43V161H44ZM50 158H47L46 160H45V162L48 160L49 162H50V160H49ZM52 159H54L53 157H52ZM62 159V160H61ZM110 159V158H109ZM146 159V158H145ZM148 159V158H147ZM147 159L146 160H143L142 162L143 163H145V162H147ZM153 159V158H152ZM153 159V160H154ZM235 160H236V158H234ZM25 160V159H24ZM32 161L31 163L30 162H28V161ZM56 160V158L54 159V160H52V161H55ZM70 160H73V161H70ZM83 160H82V162H83ZM150 160L151 159H149L148 160V162H150ZM177 160V161H176ZM194 160V159H193ZM247 160V159H246ZM245 160V161H246ZM10 161V160H9ZM15 161V160H14ZM18 161V160H17ZM47 161V162H48ZM77 161H79L80 162V160H77ZM94 161H96V160H93V162ZM98 161V160H97ZM118 161V162H117ZM117 161L115 162V164H117L116 166H119L120 165V163H121V159H117ZM152 161V160H151ZM171 161V162H172ZM196 161V160H195ZM242 161H244V159L242 160ZM244 161V162H245ZM13 162V161H12ZM19 162H21V161H19ZM68 161H67V163H69ZM81 162V163H82ZM86 162V163H87ZM99 162V161H98ZM120 162V163H119ZM141 162V164H140V166L143 164ZM160 162H161V160H160ZM159 162V163H160ZM162 162H165V160L163 161L162 160ZM10 163V162H9ZM39 163V162H38ZM69 163V164H70ZM84 163V162H83ZM96 163V162H95ZM157 163H155L156 165H158ZM192 163H194V161L192 162ZM190 164L191 166H193V164ZM240 163V162H239ZM246 163V162H245ZM1 164V163H0ZM12 164V163H11ZM10 164V165H11ZM37 163H35L34 165H36ZM42 164V163H41ZM47 164H51V163H47ZM57 164V163H56ZM80 164V163H79ZM119 164V165H118ZM153 164H154V162H153ZM195 164V163H194ZM52 165H54V163H52ZM52 165H50L51 167H52ZM57 165V166H58ZM83 165H85V163L83 164ZM99 164H97V166H98ZM160 165H161V163H160ZM163 165V164H162ZM1 166V165H0ZM6 166H8V165H6ZM12 166V165H11ZM14 166H15V164H14ZM16 166H17V164H16ZM16 166H15V168H16ZM19 166V165H18ZM36 166H38V165H36ZM49 166V165H48ZM48 166H47V168H45V167H42V169H41V171H39L40 169V167H38V171H39V173L37 174H35V176L36 175H38L39 177L37 178L38 179V181H39V183H38V181L36 180V177H35V180H33L34 182H36L37 183V185H35L36 186V188L38 187V184L40 185L36 190H34V189H32L33 191H35L34 193H40L39 195H40V197L38 196V195H36V198H38L39 197V201L40 202H38L37 201V203H41V201H42V197H43V193L45 192V193H47L48 192V194H51V190L53 189V193H55V191H57V190H55V188H54V180L52 181L51 179H47L48 177H51L52 176V174L53 173H51L52 171L51 170H49L50 172H49V174H51V176L50 175H47V173H48ZM71 166H74L75 167V171H76V173H75V171H73V169H71ZM152 166V165H151ZM185 166V165H184ZM4 167V166H3ZM3 167H1V168H3ZM10 167V166H9ZM55 167H56V165H55ZM64 167H66V169L67 170H63L62 168H64ZM120 167V166H119ZM141 167H143V166H141ZM180 167H182V165L180 166ZM179 167V168H180ZM35 168V167H34ZM33 168V169H34ZM43 168H45L46 169V171L43 169ZM54 168V167H53ZM57 168V169H58ZM123 168V167H122ZM128 169V171L126 170L125 172L123 171V173H120V174H118L119 173V171H116V172H114L113 174H114V176L115 175H117V178H121L122 176H123V174L124 173H126L127 175L129 174L130 176H131V172H132V170H131V172H129L130 171V167H127ZM155 168V167H154ZM166 168H167V166H166ZM197 168V167H196ZM17 169H19V168H17ZM37 169V167L34 169V170H36ZM83 169V170H82ZM149 169V168H148ZM173 169V168H172ZM237 169V168H236ZM1 170V169H0ZM3 170V169H2ZM20 170V169H19ZM43 170H44V172H47V173H44L43 172ZM82 170V171H81ZM153 170V169H152ZM165 170V169H164ZM193 170H195V168L193 169L192 168V171ZM238 170V169H237ZM253 170V169H252ZM251 170V171H252ZM4 171V170H3ZM3 171H1V172H3ZM8 171V170H7ZM12 171V170H11ZM37 170L35 171V172H38ZM120 171L122 172V170L120 169ZM169 171V170H168ZM175 171H177V170H175ZM185 171V170H184ZM234 171V170H233ZM236 171V170H235ZM239 171V170H238ZM250 171V172H251ZM254 171V170H253ZM14 172V171H13ZM19 172V171H18ZM17 172V173H18ZM118 172V173H117ZM151 172H153V171H151ZM20 173H21V170H20ZM55 173H57V171H56V169H55ZM166 173H167V171H166ZM170 173V172H169ZM169 173H167L168 175V177H169ZM181 175V173H180V171L179 172H177V175H179V174ZM239 173V172H238ZM241 173V172H240ZM252 173V172H251ZM250 173V174H251ZM24 174V173H23ZM58 174H59V172H58ZM73 174V173H72ZM174 174H176V173H174ZM173 174V175H174ZM186 174H188V178H189V175L191 174H189V172H187ZM185 174V176H187ZM234 174H235V172H234ZM8 174H6V176H7ZM16 175V174H15ZM34 175V174H33ZM54 176L56 175V174H53ZM65 175H66V173H65ZM64 175V176H65ZM120 175H121V177H120ZM157 175V174H156ZM172 175V176H173ZM192 175V174H191ZM237 175V174H236ZM235 175V176H236ZM242 175V174H241ZM18 176H19V173H18ZM20 176H22V175H20ZM19 176V177H20ZM57 176V175H56ZM113 176V177H114ZM140 176H142V175H140ZM159 176V175H158ZM163 176V175H162ZM161 176V177H162ZM256 176V175H255ZM15 177V176H14ZM24 177H26L25 175H24ZM59 177H60V174H59ZM154 177V176H153ZM166 176H164V178H165ZM171 177V176H170ZM175 178H174V180H175V182H177L178 181V178H176V176H174ZM183 177V176H182ZM192 178H193V176H191ZM190 177V178H191ZM21 178V177H20ZM74 178V179H75ZM117 178H113V180L112 181H114V182H109L110 183V185H111V183L113 184V183H115L116 181H117ZM124 178L126 179V177H125V175H124ZM243 178V177H242ZM253 178V177H252ZM256 178V177H255ZM13 179V178H12ZM24 179V180H23ZM53 179V178H52ZM115 179H116V181H115ZM129 179H131V178H129ZM155 179V178H154ZM159 179V177L157 178V180ZM162 179V178H161ZM172 180H173V178H171ZM249 179H251V177L249 178ZM254 179V178H253ZM15 180V179H14ZM13 180V181H14ZM25 180H27V179H25V178H23L22 177V180L19 182V183H27ZM30 180V179H29ZM29 180H27V181H29ZM50 180V181H49ZM58 180H59V178H58ZM120 179H118V181H119ZM146 180H147V178H146ZM164 180V182H165V180H168V179H163ZM12 181V180H11ZM23 181V182H22ZM56 181V180H55ZM130 181H132V180H130ZM156 180H153V185H155V182ZM236 181V180H235ZM252 181V180H251ZM9 182V181H8ZM50 182H54L53 184H51L52 186H53V188L51 187V185H50ZM90 182V181H89ZM120 182V181H119ZM129 182V181H128ZM128 182H126L125 181V183H123V185L124 186H126L125 188H127V187H129V186H131L130 185V182L128 183ZM157 182V181H156ZM159 182V181H158ZM162 182V181H161ZM170 183H172L171 181H169ZM181 182V181H180ZM180 182H178V183H180ZM190 182V181H189ZM234 182V181H233ZM237 182V181H236ZM16 183V182H15ZM14 182H13V185L15 184ZM108 183V184H109ZM129 184V186H128V184ZM144 183H145V181L143 182V189H144V191H146L145 190V188L146 187H144L145 185H144ZM147 183H149V182H147ZM169 183V184H170ZM257 184H260V182L258 183V182H256ZM33 184V183H32ZM63 184V183H62ZM131 184H133V182H131ZM159 184V183H158ZM165 184V183H164ZM174 183H172L171 185H173ZM183 184V183H182ZM182 184H180V185H178V186H181L182 188H183V186H182ZM237 184V183H236ZM5 185V184H4ZM16 185V184H15ZM27 185V184H26ZM29 185V184H28ZM122 185V186H123ZM148 184H146V186H147ZM150 185V184H149ZM160 186L161 185H163L162 183H160L159 184ZM170 185V186H171ZM263 185V184H262ZM11 186V185H10ZM19 186V185H18ZM22 186H25V185H21L20 187L22 188ZM33 186V185H32ZM35 186H34V188H35ZM57 186V185H56ZM106 186V185H105ZM112 186V185H111ZM123 186V187H124ZM158 188H157V187ZM166 186H168V181H167V185ZM178 186H177V184L175 185V193L173 194L174 196H176L177 195V193H176V191H177V189H178V191L177 192H179V190H182V188H178ZM264 186V185H263ZM262 186V187H263ZM16 187L17 186H15V189H16ZM30 187H31V185H30ZM62 187V186H61ZM79 188H80V186H78ZM88 187V188H87ZM108 187V186H107ZM153 187V186H152ZM155 187L158 189V190H161L162 191V189H160L159 188V186L158 185H155ZM155 187H153L154 189H155ZM163 187H164V185H163ZM174 186H171V188H173ZM11 188V187H10ZM14 188V187H13ZM19 188V187H18ZM27 188H28V186H27ZM108 188H110V187H108ZM132 187H129L127 190L129 191L130 189H131ZM138 188V187H137ZM140 188V187H139ZM147 188H148V186H147ZM146 188V189H147ZM171 188H170V190H171ZM232 188V187H231ZM26 189V188H25ZM57 189H59V188H57ZM66 189V188H65ZM65 189H62V190H65ZM148 189H150V188H148ZM152 189V188H151ZM154 189H152V190H154ZM167 189H169V188H167ZM81 190V191H82ZM86 190V191H85ZM127 190H126V195H129L128 193L130 192H128L127 193ZM132 190V189H131ZM170 190H168V191H170ZM232 190H234V189H232ZM237 190V189H236ZM10 191V190H9ZM22 191V190H21ZM28 191V189L26 190V193H30V192H32L31 191V189H30V192H27ZM59 191V190H58ZM66 191H67V189H66ZM143 191V192H144ZM149 191V190H148ZM147 191V192H148ZM155 191V190H154ZM172 191H173V189H172ZM171 191V192H172ZM173 191V192H174ZM262 191V189L259 191V192H261ZM264 191V190H263ZM12 192V191H11ZM10 192V193H11ZM17 192H18V190H17ZM41 192H43V193H41ZM50 192V193H49ZM102 192V191H101ZM171 192H166V193H169V195H171ZM181 192V191H180ZM239 192V191H238ZM241 192V191H240ZM239 192V193H240ZM52 193V194H53ZM104 193V192H103ZM136 193L138 194V192L136 191ZM146 193V192H145ZM152 194L153 192H149V194ZM164 193V192H163ZM166 193H164L165 195H162V192H160V191H158V193H153L152 195H157L158 197H160L159 196V194H161V198L162 199H165L167 196H168V194H166ZM32 195H33V193H31ZM41 194H43L42 195V197H41ZM69 194V193H68ZM176 194V195H175ZM179 194V193H178ZM256 194V193H255ZM257 194H259V193H257ZM256 194V195H257ZM46 195V194H45ZM44 195V196H45ZM133 194H131V196H132ZM135 195V194H134ZM143 195H144V193H143ZM252 195V194H251ZM28 196V195H27ZM34 196V195H33ZM38 196V197H37ZM58 196V195H57ZM65 196V195H64ZM81 196V195H80ZM148 196V195H147ZM150 196V195H149ZM148 196V197H149ZM165 196V197H164ZM246 196V195H245ZM248 196V195H247ZM246 196V197H247ZM19 198H20V196H18ZM46 197H47V195H46ZM48 197H49V195H48ZM86 197V198H87ZM127 197V196H126ZM130 197V196H129ZM140 197V196H139ZM143 197V196H142ZM151 197H155V196H151ZM171 198H173L172 197V195L170 196ZM169 197V198H170ZM252 197V198H251ZM32 201H33V204H34V202L36 203V201H34V200H36V198L34 199H32L31 197H29ZM41 198V199H40ZM70 198V197H69ZM86 198H84V199H86ZM87 198V199H88ZM114 198V197H113ZM123 199L122 200H124L125 199V196L124 197H122ZM137 198H138V196H137ZM176 198V197H175ZM174 198V199H175ZM251 198V200H254L253 202L252 201H250L249 199ZM5 199V198H4ZM3 199V200H4ZM45 197H44V202L46 203V204H48L47 203V201H45ZM49 199V198H48ZM47 199V200H48ZM128 199V198H127ZM126 199V200H127ZM129 199H132V197L131 198H129ZM134 199H135V197H134ZM139 199V202H141V199L140 198H138ZM162 199H160V200H162ZM168 199V197L166 198V200ZM125 200V201H126ZM143 200V199H142ZM2 201V200H1ZM127 201H129V200H127ZM136 201H137V199H136ZM156 201H158V198H157V200ZM170 202V201H173V200H170V199H168L167 200V202ZM241 201V200H240ZM247 201V200H246ZM248 201L249 202H247L246 204H244V207L245 206H249V203H250V205L251 204H253V203H255V201L258 203V201H260V203H262L263 204V201H264V194L263 195H260L259 197H257V196H255L254 197V195L253 196H250V197H248ZM22 202V201H21ZM138 202V201H137ZM143 202V201H142ZM141 202V203H142ZM160 204L163 202V200H162V202H160V201H158ZM245 202V201H244ZM243 202V203H244ZM43 203V202H42ZM41 203V204H42ZM44 203V205L46 206V204ZM56 203H57V206L56 207H54L55 205H56ZM55 203V205H50V203H49V205L47 206V207H45V209L44 208H42L41 207V209H44V210H40L39 212H37V213H39V215L38 216H36V218L37 219H34L33 218V220H31L32 218V216L29 218V217H25V219H27V218H29V220L33 223V224H31V226L29 227V226H26L28 229H27V231L28 232H26V229H25V234H28L31 238H34L35 240H33V241H36V243L34 244V242L32 243V241L31 242H28V241H26L25 242V240L22 238V237H24V236H21L20 234V236L21 237H19V235H17L18 233H20V231H18L17 229H18V223H20V221L22 220V219H20L19 217H23V216H18L17 217V214L15 215L14 214V212H12V211H6V213H5V216L7 217V218H5V219H7V222L5 223V222H3V221H1V223H0V264H36V262H37V264L38 263H40V264H66V263H61L60 261H64L66 258H64L63 260H61L63 257H66V254L65 253H67V252H69V251H67L66 250V241L64 242V240H63V244H61L60 242L62 241H60V240H57L55 237H54V231L56 232V234H60L59 233V231H61L62 229H66V230H69L70 231V235H71V237H70V235H69V231H68V234L67 235H69V238L68 239H70V244H74V241H75V239H73L72 237H73V235H74V237H75V234H80L79 233V230L77 231V229L78 228H80L79 226L76 228V230H74L73 231V229H75L74 227H72L73 229H72V231H73V233H72V231H71V229L68 227V225L66 226L65 224H67L66 223V220H67V222H69L68 220H71L70 219V216L69 217H65V216H67V210H65L66 209V207L64 208V203H62V205L60 206V204H61V202H56ZM76 203V202H75ZM77 203H79V200H78V202ZM134 203H135V201H134ZM154 204H155V202H153ZM158 203V204H159ZM166 202H165V200H164V202L162 203V204H165ZM32 203H31V205H33ZM59 204V205H58ZM161 204V205H162ZM259 204V203H258ZM258 204H256V205H258ZM262 204H260L261 206H262ZM87 205V204H86ZM109 205V204H108ZM157 205V204H156ZM253 205H255V204H253ZM259 205V206H260ZM52 206V207H51ZM146 206H148V204H146ZM159 206V208H161V209H163V206H160V205H158ZM18 207H20V206H18ZM81 207V206H80ZM165 207V206H164ZM250 207V206H249ZM252 207V206H251ZM256 207V206H255ZM11 208V207H10ZM68 208V207H67ZM158 208V207H157ZM158 208V209H159ZM241 208V207H240ZM253 208V207H252ZM260 208V207H259ZM26 209V208H25ZM245 208H243V209H241L242 210V214L244 215V213H243V210H244ZM248 209V208H247ZM247 209H245L244 211H246ZM256 209V208H255ZM255 209H253L255 212L256 211H263V209H261L260 208V210H255ZM6 210V209H5ZM23 210V209H22ZM252 210V209H251ZM251 210L249 211V214H250V216H251V214L253 213H251ZM2 212V211H1ZM10 212H12V213H10ZM16 213H18V212H20V211H15ZM23 212H24V210H23ZM27 212H28V209H27ZM27 212H25V213H27ZM41 212V213H40ZM66 212V213H65ZM21 213V212H20ZM28 213H30V211L28 212ZM263 213H264V211H263ZM263 213H261V214H263ZM1 214V213H0ZM24 214V213H23ZM22 214V215H23ZM32 215H33V213H31ZM31 214H27V216H29V215H31ZM121 214V213H120ZM260 214V213H259ZM26 215V214H25ZM24 215V216H25ZM108 215V214H107ZM203 215H205L204 213H203ZM248 215V214H247ZM2 216V215H1ZM4 216V217H5ZM240 216H241V214H240ZM255 216V215H254ZM257 216H259V215H257ZM257 216H255V217H257ZM4 217H3V219H4ZM35 217V216H34ZM198 217V216H197ZM199 217H202L201 215L199 216ZM235 217V216H234ZM234 217H233V219H234ZM237 217V216H236ZM239 217V216H238ZM237 217V222H236V220H235V222L239 225V224H241V228L239 227V226H235V225H237L235 222H229V223H227V224H229L230 225V227L228 226V225H226L225 223H221L220 222V225H222V226H220V225H217V224H219L217 221H216V223H215V220L214 219H209V217H205V218H203L202 217V221L200 220V218H197V219H199L200 220V222L201 223H198V225H200V224H202V226L201 227H203V229H202V231H201V229H200V235L198 236H194V235H192V236H189L190 238L189 239H187V240H190V241H188V242H190L189 243V245H188V243H186L188 246H190L191 245V247L190 248H192L191 250H192V252H191V250H188L189 252H187V254L188 255H190L191 257H192V254L193 255H200V256H198V258H195L194 257V260H195V262H193V260H191L190 261V259L189 258H191V257H188L187 256V254L185 253V250H183L182 249V246H183V242H185L184 240H186V237H185V239L184 240H182V243H181V246L179 245V242H178V245L176 246V247H174V249L172 250V252L171 253H173V256H172V259H170V260H172V261H169V262H172L171 264H183V263H185L184 261L188 258V260H186V261H190L189 263H197V264H215V260H221L220 262L222 263L224 260L227 262L228 261V263H229V261H231V263L230 264H264V250H261L260 249V251H259V249H257V247L259 248H262V249H264V242L262 243H260L259 244V241H260V237L261 236H264V230L261 232L260 230H262V229H264L261 225H260V223H259V225L262 227H259L258 226V222L260 221H257L258 220V218H255V221H254V219H253V217H251L253 220L252 221H254L253 223L251 222V220H249V217H247L246 216V218L248 219V220H245L244 219V222H241L242 221V219H239ZM263 217H264V215H263ZM263 217H261L262 219H263ZM65 218H67V219H65ZM69 218V219H68ZM101 218V217H100ZM19 219V220H18ZM73 219V218H72ZM196 219V220H197ZM257 219V220H256ZM259 219H260V217H259ZM29 220H22L23 222H24V224H26V222H28ZM110 220V219H109ZM126 220V219H125ZM132 220V219H131ZM217 220H218V218H217ZM232 220V219H231ZM230 220V221H231ZM26 221V222H25ZM233 221V220H232ZM240 223H239V222ZM246 221L247 222H249V223H252L253 224V226L254 227H256V231H257V228H259L258 229V231H260V232H258V234H259V236L257 237V236H254L253 237V235H256L257 233L256 232H254V233H256V234H254L253 233V230L252 229H254L255 230V228H253L252 226V228H251V230H248V232L246 231V228H250V225L248 226L247 224H246ZM263 221V220H262ZM261 221V222H262ZM3 222V223H2ZM71 222V221H70ZM69 222V223H70ZM75 222V221H74ZM107 222V221H106ZM194 222H195V220H194ZM256 222V223H255ZM9 223V224H8ZM13 223V224H12ZM68 223V224H69ZM87 223L89 224V221H87ZM111 223V222H110ZM131 223V222H130ZM140 223V222H139ZM242 223L245 225H243L244 226V228L245 229H243L242 228ZM264 222H262V224H263ZM23 224V225H24ZM104 224V223H103ZM223 224L224 225H226L227 227H224L223 226ZM233 224H234V227H233ZM11 225V226H10ZM12 225H14V226H17L16 228L17 229H14V228H12V229H10L11 227H12ZM19 225H21V224H19ZM65 225V226H64ZM69 225H71V224H69ZM73 225H75V224H73ZM77 225V224H76ZM78 225H80V224H78ZM110 225H112V223L110 224ZM114 225V224H113ZM143 225V224H142ZM8 226H10V227H8ZM64 226V227H63ZM139 226V225H138ZM140 226H141V224H140ZM144 226H146L145 224H144ZM258 226V227H257ZM25 227V226H24ZM25 227V228H26ZM114 226H112V228H113ZM200 227V228H201ZM62 228V229H61ZM69 228V229H68ZM81 228H82V226H81ZM80 228V229H81ZM84 228V227H83ZM111 228V229H112ZM116 228V227H115ZM132 228V227H131ZM143 229H146L145 227H142ZM232 228H234V229H232ZM19 229H20V227H19ZM60 229V230H59ZM18 231V233H17V231ZM59 230V231H58ZM82 230H83V233H85L84 231V229H81V234H82ZM112 230H115V229H112ZM117 230V229H116ZM113 231V233H116V237L118 238L117 240H119V239H123L122 237H123V234L121 233L120 235H121V238L119 237V234H118V231ZM140 230V229H139ZM149 233H152L151 232V230H147ZM147 231L146 232H144V233H147ZM250 231H252V232H250ZM61 232H63V230L61 231ZM77 232V233H76ZM250 232V233H249ZM75 233V234H74ZM120 233V232H119ZM148 233V234H149ZM247 233H248V235H247ZM251 233H253V235H251ZM260 233H262V235L260 234ZM53 234V235H52ZM63 234V233H62ZM61 234V235H62ZM64 234L66 235V233L64 232ZM109 234V233H108ZM27 235V236H28ZM104 234H102V235H100V236H103ZM110 235H111V238H112V235L113 236H115L114 234H112V233H110ZM145 235V234H144ZM251 235V236H250ZM50 236L52 237L53 236V238H55L57 241H60V242H58L57 244H59V245H57L56 244V241H53V240H55V239H53L52 238V240L50 241ZM56 236V235H55ZM105 236V235H104ZM149 236V235H148ZM151 236V235H150ZM57 237V236H56ZM58 237H59V235H58ZM60 237H63V235L62 236H60ZM98 237V236H97ZM133 237V236H132ZM140 237V239L142 238V235L141 236H138V238ZM161 238V236H155V234H154V236H151L150 237V240H152L153 242L152 243H155V244H157L158 243V238ZM163 237V236H162ZM250 237H251V239H252V237L253 238H255V239H259L258 240V244H256L257 245V247H256V245L254 244L256 241H254V240H250ZM115 238V237H114ZM114 238H113V240H114ZM264 238V237H263ZM261 239V241H264V239ZM60 239H62V238H60ZM97 240H98V238H96ZM100 239V238H99ZM134 239H135V237H134ZM163 239V238H162ZM177 239V238H176ZM178 239H180V238H178ZM30 240V239H29ZM38 240H40L39 242H38ZM73 240V241H72ZM133 240V239H132ZM143 240V242H145L146 240H145V238H142L141 240H140V244L142 243L141 241ZM149 240V239H148ZM150 240H149V242H150ZM14 241V242H13ZM15 241H16V243H15ZM54 243H53V242ZM98 241H100V240H98ZM162 241V240H161ZM253 241H254V243H253ZM76 242V241H75ZM122 241H118V243L120 244ZM126 242H127V240H126ZM136 242V241H135ZM138 242H137V244H138ZM162 242H164V240L162 241ZM161 242V243H162ZM176 242V241H175ZM174 242V243H175ZM181 242V241H180ZM187 242V241H186ZM77 244H78V242H76ZM86 243V242H85ZM147 243H148V241H147ZM146 243V244H147ZM56 244V245H55ZM64 244H66V245H64ZM72 244V245H73ZM77 244H75V247H73L72 245V247L71 246H69V248H72V249H70V251L72 252V250H73V248H74V250L78 253H76L75 255H71V253H70V255L72 256V258L74 257V256H76V257H74V259H72V261H69L68 259H70L71 260V258H68L67 260H68V263L69 264H84L82 261V259L81 258H87V256H89V253L88 252H91V251H87V250H90V248H92L91 246H90V248L89 249H87V248H85V253H82L83 252V250H82V252L80 253V248L78 249V246H77ZM84 244V243H83ZM125 244V243H124ZM124 244H122V245H124ZM135 244V243H134ZM136 244V246H138ZM144 244V243H143ZM163 244V243H162ZM69 245V244H68ZM78 245H82V243H79ZM87 245V244H86ZM85 244L84 245H82V247H85L86 246ZM112 245V244H111ZM110 245V246H111ZM114 245V244H113ZM126 245V244H125ZM149 245H150V243H149ZM172 245H174V244H172ZM185 245V244H184ZM259 245V246H258ZM261 245V246H260ZM88 246V245H87ZM110 246H106V247H104V249H102L101 250V253H102V251L103 250H107L106 252L105 251H103V252H105L107 255H108V253H110V252H115L116 250H112V248H110ZM152 246V245H151ZM155 246V245H154ZM175 246V245H174ZM186 246V245H185ZM185 246H183V247H185ZM187 246V247H188ZM107 247H108V249H107ZM145 247V246H144ZM186 247V248H187ZM114 248V247H113ZM147 248V247H146ZM152 248V247H151ZM157 248H160V246L158 245V247H155V249H157ZM173 248V247H172ZM185 248V249H186ZM68 249V248H67ZM87 249V250H86ZM110 249V251H108ZM138 250L140 249L141 250V252H142V250H144L143 248H142V246L140 245L138 248H137ZM32 250V251H31ZM73 250V252L72 253H75V251ZM79 250V251H78ZM124 250V249H123ZM146 250H148V249H146ZM161 250V249H160ZM187 250V249H186ZM203 251V252H201V251ZM134 251H135V249H134ZM145 251V250H144ZM170 251H171V246H170ZM195 251V253H193ZM197 251H198V253H197ZM205 251L207 252V258L206 257H201V256H203L204 255V253H205ZM208 251L211 253V256H212V258H211V256L208 254ZM99 252V251H98ZM136 252H138L139 253V251H136ZM31 253V254H30ZM125 253V252H124ZM170 253V254H171ZM189 253H192V254H189ZM197 253V254H196ZM203 253V254H202ZM67 254H69V253H67ZM97 255V253H94V252H92V254L91 255ZM114 254V253H113ZM160 254V253H159ZM206 254V253H205ZM31 256L29 259H30V261H31V263H30V261H29V259H27V261L29 262H25L23 259H26V257L27 256ZM63 255V256H62ZM95 255V256H96ZM100 255H102V254H100ZM208 255L210 256L209 258H211V259H213V257L215 258V260L212 262V260H211V263H210V260L208 259ZM94 256V257H95ZM98 256H99V254H98ZM104 256H106L105 254H104ZM129 256V255H128ZM205 256V255H204ZM58 257H60V261H56V259L58 260L59 258ZM62 257V258H61ZM93 257V256H92ZM92 257L90 256V258H89V260H85L84 259V261H86L85 263L86 264H89V262L90 261H94V259L93 260H91L92 259ZM93 257V258H94ZM170 257V256H169ZM174 257V258H173ZM186 257V259H184ZM200 257V258H199ZM77 258V259H76ZM106 258H107V256H106ZM117 258V257H116ZM202 258V260H200ZM203 258L205 259H207L208 260V262H206V260H205V262H204V260H203ZM82 262H80L79 260ZM97 258H95V260H96ZM108 259V258H107ZM184 259V260H183ZM34 260V263H32V261ZM67 260H66V262H67ZM104 260V257L102 258V260H100L99 259V264H100V262L102 261V262H105L106 263V261L107 260H105V261H103ZM36 261V262H35ZM78 262V263H75V262ZM87 261H89V262H87ZM224 261V262H225ZM92 262H90L91 264H92ZM183 262V263H182ZM93 263H96L97 264V262H93ZM188 262H186L185 264H187ZM108 264H109V262H108ZM110 264H111V262H110ZM170 264V263H169ZM217 264V263H216ZM224 264V263H223Z\"/></svg>",
  "mask_w": 264,
  "mask_h": 264
}]
</instances>
